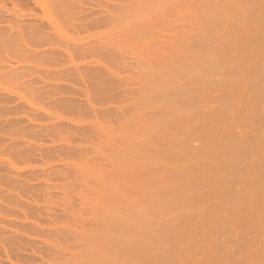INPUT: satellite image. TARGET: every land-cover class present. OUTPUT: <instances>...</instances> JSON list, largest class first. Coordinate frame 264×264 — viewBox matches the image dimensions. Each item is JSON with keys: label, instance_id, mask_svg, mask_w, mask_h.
I'll return each mask as SVG.
<instances>
[{"label": "bare ground", "instance_id": "obj_1", "mask_svg": "<svg viewBox=\"0 0 264 264\" xmlns=\"http://www.w3.org/2000/svg\"><path fill=\"white\" fill-rule=\"evenodd\" d=\"M20 1L19 0H0V84L1 85H2L1 82H3V83H6L7 82L6 79H9L8 81L14 80L15 78H16V80L18 78H20V79L23 78L24 79L25 76H23V75L24 74L26 75V72L29 73V75H31V77L33 76L32 78L34 80L37 79V78H40L43 81V80H45L46 77H47L48 80H50L49 78H54V80L55 79H64V82L61 83L60 85L59 84H56V83H53V82H51V83L49 82L48 83V81L47 82L45 81L46 83H48V84H46V83L45 84L48 87H50V86H52L51 84L53 83V88L52 87H50V88L53 90L54 95H56L55 93H59L58 91H60V89H61V93L68 92V94L69 93L72 94L75 91H76L75 93H78V94L81 92V93L84 94L83 97H84V99L86 98V102L89 103V104H91L90 102H91V100L93 101V99H95L96 94L99 95V96L101 94V93L100 94L97 93L99 91L96 90V86L99 85V81L100 80L102 81V78L104 79V77H103L104 74L106 76L105 79L103 80L104 82L105 81H108L109 84H112L114 82L117 85L121 84V83H119L120 78H118L121 74L118 76L117 74H119V72L117 73V71L115 73L114 71H111V69L109 68L110 71H111V73H109V74H111L113 77L114 76H117V78H114V79H116V81H118L117 79H119L118 82H116L114 79H111L112 81H110V78H112V76H110V78H109L108 72H110V71H109L108 67L106 69H104L106 71L105 72L103 70L102 66L100 65L102 69L100 71H98L99 70V67L98 68L97 67L95 68L96 65L95 66H91V68H90L89 67L90 64H89V65H87V67L84 66V67L80 68L81 65L82 66L85 65V64H83L84 62L83 63L81 62L79 64H78V61L76 62V60H78L77 57H79V56L84 57L87 53L89 54V52H87L85 50H82L83 48H80L79 47V46H82L80 43L81 42L82 43H85L83 41L88 40L86 38L91 37L92 36L91 33L92 34L93 33L94 34L96 33V36L98 34H101V33H99L100 31L99 32L98 31H95V32H87V34L83 35V37H80V35H78V34L81 33V32H84V30L89 31L88 29H90V28H96V27H98L100 25L103 26V24H105V23L108 24L109 22H111L112 20H114L113 15L115 13H117V12H115L113 15H111L112 13L110 11V2L112 0L111 1L110 0H95V1H97V2H94V3H96L95 4L96 6L94 5L95 7H98L100 9H103L104 12L107 11L106 12L107 14H105V16H102L103 14L101 15L102 17H99V16L93 17L94 15L91 16L92 14L91 15L89 14L91 12L90 11H89V13L87 12V10H88V8L86 7L87 1H85V0H52V1L51 0H46V2H44L45 0H32L33 4H35L36 6H38V8L43 12L45 20L43 19L42 15L36 14V17H35V15L33 13H32L33 14L32 15V14H29V13L25 14L24 11L22 12V10L20 8H17V7H19L18 4H23ZM53 1H55L54 4H53ZM132 1L134 3L136 1L138 3V5L135 4V5H137V6H135ZM132 1H131L132 2L131 3L130 0H129V4L128 3H126V4L128 6L130 4H133V6H135V7H132V6H129L128 7L127 5H124L125 2H123V5H121V6H125V7L127 6L128 7L127 11L129 9L131 10V7H132V12L129 11L128 15L131 13L132 14V15L130 14L131 16L134 15V17H137V15L138 16L141 15V14L144 15V13L147 11V10H145V8H146L145 6H147V5L149 6L150 3L153 2V1H155V0H151V1L149 0L150 3H149L148 0H146L147 3L144 0H139V1L132 0ZM168 1H167L168 4L166 6L169 5V2ZM186 1L188 3H191L192 2V0H186ZM186 1L183 0V1L180 2V0H178V2L180 3V4H178V2L177 3H174V0H173V3L175 5H177V4H178V6L179 5H182V6L185 5L184 8L182 6H179V7L177 6L176 7L172 3V1H170L175 6L174 9H176L177 12H178L177 13V16L180 15V13H179V12H181V9L180 8L182 7V10H183V9H185L186 4L188 5V3H186ZM189 1H191V2H189ZM193 1L197 2L195 5L196 6L198 5V6L196 7L194 4H193V6H192V4H189L192 7V9L195 7V9H193V10H191V8H188V10L191 12L192 15L190 13H188L187 11H184V12H187V14H189V15H186L187 17L190 16L192 19L195 18V19L192 20V19H190V17H188L189 18V20H188L189 23H188V21L186 19L185 20L187 21V24H192L193 26L195 25L194 27H192V29L195 28V27L197 29H199V32H196V34H195V31L194 32H191V31H188L187 32L188 27H187V29L185 28L186 30H184L183 28L182 29H179L178 28L179 31L175 30L176 29V24L178 22H181V26H182V23L184 25V22L185 21L184 20H183L184 22H182V20L181 21H178V20L182 19V17L180 18L178 16L179 17L178 18L177 16H175L178 19L177 20L176 18L171 17V15H168L167 14L168 12L166 10L167 8L165 10L162 8L163 5L166 3V2L163 3V0L160 1V4H162L161 7H160V10H159V7L158 8L156 7L157 5H160L159 3H157V2L151 3L152 4V7H151L152 10H150L151 9L150 8L149 11L151 12V11L154 10V8H157L160 11V12L158 11V13L155 11L156 12V15L158 14L157 16L153 14L154 12L153 13H150L148 11L146 12V14L144 16V18L146 17V15L148 16V18H150V15L151 16L154 15L153 17H151L152 20L155 19L154 22H152V20H150V21L148 19L146 20L147 17L145 18V20H146L145 21L144 19H142L143 17H141L140 18L141 19L140 21L136 18V20H138L139 22L137 21V23H136V21H135V23H134V20L133 19H135V18L130 17V15L128 17L126 15L127 12H125V14H124V10L123 9H125V8L121 9V14H119V17H121V16L123 17V15H122V13H123L124 16L127 17V19L128 18L130 19L128 21L126 19V22H128V23L124 26L123 25L124 23H123L122 20L121 21L118 20L121 23H119L117 21H115V22L113 21L116 24L118 23V25H120V24L123 23L122 24L124 26L123 28H125V27H127L128 24H130V21L133 20V22L131 21L132 22L131 24L134 25L133 26L134 29H133V27H131L132 25H130L131 29H133L132 31H131V29H129V26L127 27V29H124V31L126 30L125 32L120 29L121 27H118L120 30H118L117 33L118 34H122V33H120L121 31L123 32V35L125 33L124 36L122 35L123 36V40H124L125 39V36L127 35L128 31L130 30L131 32L128 33L129 35L132 33L133 35L137 36L138 39L141 38L143 44L146 43L148 46L149 45L151 46V47L147 48L148 47L147 45L141 44L142 46H144V48H142L144 50H142L141 48L138 49L139 50V53L141 52L140 54H142L141 55L142 56V59H140L139 62H138L139 63V67L140 66H144V65L146 66L149 63V62L147 63V61H150L152 58H154V60L156 59V61L158 59L157 58L158 57L157 56V53H159L160 52L159 50L162 48L161 47L162 46L161 44H160L161 46L159 45L160 47L158 46V49L159 50L156 49V50H158V51H156V57L155 56H152L153 52L152 53L151 52H148L149 54L147 53V51H149V49L152 48V46H153L152 42L155 41L154 40L155 37L153 35L157 32V29L158 28H159L158 29L159 30L158 32H160V30L162 29L161 26L164 25V26H162L163 27V30H166V31L170 32L169 30H171L173 27H175V28L172 29L171 33L175 30L174 32L176 34L178 32V34L176 35L175 33H172V34L169 33L170 34L169 36H171V37L172 36H175V37H172V39H170V37L168 36L169 37L168 39H170V40H168L167 42L165 41V43L167 45L165 43L163 44V45H165V47L168 46V48L170 49V51H169L168 48L166 50V52L169 53L168 57H167V55L164 56V54L166 52L164 53L165 49L163 51L162 50L163 48H162L161 50L163 52L160 53V54H162V56H161L162 59L160 60V58H159V60L157 62L155 61L156 62V65L155 66H153L154 64L152 63L154 61L153 59H152L153 61L150 63L151 65L153 64L152 67H155V68H152V67L151 68L153 70H156V71H153L151 69L152 72H154L156 74L157 73V70H158V72L160 71L161 73L159 72L160 73V74H158L159 76H161V74L163 73V75H162L161 78L157 74H156L157 76L155 74L152 75L153 73L151 71H150L151 74H148L149 72L147 70L145 72L146 74L141 73L144 70H142L141 72L139 71V73H137V71H136V74L133 75V77L129 76V77H131V80L127 76H124L123 75L125 77V79L123 78V76L122 77L120 76L123 79L122 82L125 83L126 80H128L127 81V84H128L129 81L132 82V79L134 78V76H136V79L139 82L141 81L142 82V83L140 82L141 84H144V85H141L140 84V87L141 86L145 87L144 89L142 88V90H140L141 88L138 87L139 88L138 91L140 93H141V91H142V93H143V91L144 92H148V93L151 92L150 94L147 93L148 94V98L151 96V99H148V98L145 99V96L147 97V94L146 93L141 94V95L144 96V98L143 97L141 98V95H137V93H139V92H136V90H135V92H136L135 93L136 94L135 96H137L136 97L137 99L134 100V104H135V107H136V110L135 111L137 113H135V111H134L133 113L135 114V116H134V114H133V116L135 117L134 120L138 121L137 122L138 124H140L142 122L141 125L142 126L144 125V127H142L141 125H139L141 129L143 128V130H141V129H139V128L136 127V124H137V123H135L136 121H134L132 123V121H131V119H132L131 115L132 114L130 115V118L128 119L129 122L127 120H126L127 122L125 121L126 122L125 123L126 127H128V125L130 124V126L127 129L128 130L127 135H129L130 132H132L131 134H133V131L135 132V134L129 135V137L126 136V135H125V137L123 136V139H126V137H127V139H126L127 141L125 140L126 142H128L129 139H131L132 141L129 140L130 143L129 142L128 143L125 142V144H127L128 146H126L124 144V142H123V144L125 145L126 148L123 146V144H122V146L125 148V150L127 149V147H128V149H131V147H132L133 148V151L131 152V150L130 151L127 150L125 154L126 155H129V157H127L124 154L125 155V156H123L124 158H122L120 154H117L118 152L115 153V154H113V156L116 155V156H114V157H116V159H117L118 156H120L124 160H122L120 157H118L119 160L118 159L117 160H114L115 158L113 157L114 159H112V160L114 162L115 161H120V160L122 162L121 161L118 162V163L116 162L117 165H115V164L112 163L116 167L114 166L115 167V168H113L114 171H112V169H110V172L111 173L110 172L107 173V174H110V175H107L105 173L104 180H105L106 183L103 181L105 183L104 185L107 186V183H108V186H111L109 184H111L112 181H113L112 185L115 184V183L117 185V183L120 180H121L120 181L121 184L127 183V181L126 182H123V180L125 179V177L128 180V178H130L133 175V173H134V175L132 177H133V179H135L134 177L137 176L136 175L137 170H141V167H140V169L139 168H136V165H135L136 163H137V166L138 165L139 166H143L144 164H146L145 166H147V163H149L148 166L151 165L152 168H150V167L147 168L148 167L147 166L144 169V167H142V170L144 169L146 171H145V173L142 171L143 174H141L139 172L142 175V177L139 178L138 181H137V178L139 176V173H137L138 176L136 177L135 180H133V179L130 178L131 180L129 179L128 183L126 184V187H127L128 184H131L132 183L131 186L128 185V187L130 188V189L127 188L129 190L128 192H127V189H125L126 187L125 186L124 187L121 186V184H118L117 185L118 187L120 186L119 188L121 189V191H119V194H117V192H118L117 189L118 188L115 185H113V187H116L117 188L116 191H115V189L113 190V188H108V186L106 187V186L103 185V187L101 186L103 192L100 191L101 187H99L100 189L98 190L97 193L95 192L97 194L96 195L97 196L96 197V200H98L101 203V206H100V204H97L96 201H95V203L97 205H99V207L103 211V214L105 212L107 213L109 211L112 212V213L109 212L110 213L109 214L110 216L109 215L107 216L106 214H104L103 216H101L102 211L98 207L99 210L97 209V210H95L96 212H94L95 213L94 214L95 215L94 218L96 219V217L99 216L98 219L100 218V220H98V223H96V224L99 225L100 224V221H101L104 224H100L101 226L99 225L100 226L99 229L102 226H105V228H107V229L109 227H111L110 229L115 230V232H114V235H113L111 233V232H113V230L110 231V229H109V231H110L109 232V231H107V229L104 230L103 227H102V229L104 230V232L101 229L98 232V228H96L97 230L96 229L95 230L93 229L95 232H93V234L91 233V236L92 237H90V234H89V236L87 235V237L86 236L84 238L82 237L81 238L82 239L81 241H83V239H84V241H86L85 238H88V237L90 238V239H87L86 242H89V243H87L86 246L88 244L90 245L92 243V241L90 242V240H92L93 238H94L93 241L95 242V243H92L90 246H87V248H89L88 250L85 247L86 252L89 253V254L88 253L87 254L90 255L91 253H93L91 255L92 256L94 255V256L93 257H89L88 255L85 254V251H84V253H82V254L84 255V257L86 256L85 259L83 258V256L82 257L80 256L81 258H83V262H86V261L88 262L89 258L92 260V262H93V259L94 258H96L97 260H99L98 258H100V259L103 260L102 263H104V264L105 263L116 264V259L117 258L114 257V256L115 255H120V256H118L120 259L118 258V261L119 262L117 261V264H170V263H172L173 259H176V257H177V261H179L180 260V256L179 255H181V259L183 260V258H182L183 256L182 255H184V254L182 253L183 252L182 248L185 247V246L183 245V247H181V244H182L181 242L184 241V240L185 241L187 240L189 242V239H191L190 237H192V239H194V235H195V232L197 230L196 228H201V227L203 228L204 225L205 226H208L209 228L211 227V229L213 230V231L210 232L211 229H209L208 227H206L207 228L206 229L204 227V229L207 230L206 233H204V236H205V238H207L212 243H214V241H213L214 238L215 239H218V233L220 232V230H221V232L223 231L222 232L223 234H221V232H220L219 235L224 236L225 235L224 233L225 232L226 233L228 232V234L229 235H232L231 237H233L234 236V233H236L235 232V229L237 230L239 228L238 230H240V229H242L241 227H243V232L240 230L241 231L240 233H241V235L243 234L245 238H246V235L250 234L248 232H252V233H254V231L255 232H262L261 230H263V233H264V229H261V227H259V226H263L261 224H262V221H264V216H263L264 209L263 210L261 209L262 212H261L260 209H258V210L255 209L256 206H258V205L261 206V204H264V184H261L260 181L258 183V178L255 175V172L256 171L254 170L255 168L257 170V168H258L260 171L262 170L264 172V136H263L264 135V131L262 130L261 133L258 132V134H255V137L254 136H251V135H250L251 136L250 137L249 134H248L249 137L248 136L247 137L250 138L248 140V138H246V136L244 134H242V133L248 132V131H245L244 130L242 132L240 130V129H243V127L245 129L248 128L247 126H249V125L250 126H249L248 129H250L251 125L258 126L259 124H261L262 126H264V119L262 117L263 114H264V89H263L264 86L262 87V85H264L263 84L264 83V20H263L264 18L263 17H260V14L264 15V0H197V1L196 0H193ZM198 1L201 2V4H202L201 7H199L200 2H198ZM202 1H203V3H202ZM7 2L9 4L12 3L11 4L12 5L11 9H9L8 6H6L5 3H7ZM47 2L49 4L51 2V4L54 5L53 7H55L57 9V11L54 9V12L55 11L57 12V18H54L52 16L49 17V15L45 16L47 9L49 11H51V9L53 10V8L46 7V6H49V4ZM115 2H116V0H115ZM182 2L183 3L185 2V3L182 4ZM45 3L48 4V5H46ZM139 3H140V5H139ZM144 3H146V5ZM171 3H170V5H172ZM28 4H29V2L27 1V5H25V6L28 7ZM74 7H76L75 10H77V11H75V10L72 9ZM112 7L114 8V5H112ZM136 7H138V8H136ZM21 8L23 9V7H21ZM90 8L93 9L94 7H90ZM113 8H111V10H113V11H116L117 10V9L114 10ZM142 8H144V9L142 10ZM140 10L142 11V13H139ZM176 10H175L174 13L172 11V14H175L176 13ZM185 10H187V8ZM5 11H6L7 14L6 13H3ZM49 11H47V13ZM161 11H163V12H161ZM135 12H136V14H135ZM170 12H171V10H170ZM184 12H182V13H184ZM197 12H200V14L197 13ZM108 13H109V15H108ZM195 13H197L198 15L195 14ZM10 14H12V15H10ZM51 14H54V13H51ZM143 15H141V16H143ZM193 15L194 16L196 15V16L194 17ZM39 16H41L42 18L39 17ZM114 16L117 17V14L114 15ZM126 17H124V18H126ZM170 17H171V19H170ZM26 18L27 19L28 18H33L32 19L33 21H27L26 22L25 21ZM172 18H173V20H172ZM159 19H160V21H158ZM41 20H43V21H41ZM142 21H144V23L147 24V25L144 24L146 27H144V26L141 25V24H143ZM147 21H149V22H147ZM160 22H162V24ZM191 22H193V23H191ZM139 23H140V25L137 26V24H139ZM148 23H149V25H151V27L148 25ZM153 23L154 24L156 23V24L153 25ZM173 24H175V25H173ZM172 25H173V27H172ZM178 25H179V23H178ZM257 25L260 26V29H258L259 27ZM158 26H160V27H158ZM256 26L258 27L257 28L258 31L256 30ZM166 27L167 28H171V29H168L167 30ZM143 28H145V29H143ZM152 28H153V30H151ZM108 29H109V27H108ZM108 29H106V30H108ZM110 29H111V27H110ZM147 29H148L149 32L147 31ZM189 29H190V27H189ZM101 30H103V29H101ZM154 30H156V32ZM193 30H195V29H193ZM104 32H105V28H104V31L102 33H104ZM110 32L112 33L111 35H110ZM110 32L107 31V32H105V34H101V37L97 36V37H99L98 38L99 41H102V42H105V43L107 42V45H105L106 47L104 46L105 48H108V46H111L112 44H113L112 47L113 46H118V45L119 46L120 45L121 46H123V45L129 46V43H131V40H133V38H134L132 36V34L130 36L131 38L127 35L128 38L126 37V39H125L126 43H125V41H123L121 39L122 36L119 37V35H118L116 37V35H115L116 34V31H115V33H113L114 31L112 32V29H111ZM144 32H145V34H147L149 36L145 35ZM158 32H157V34H158ZM113 34L115 35L116 38L113 36ZM150 35H152V36H150ZM96 36H95V38H96ZM104 36H107V37H110V38H112L111 36H113L115 39L120 38V40L119 39L118 40H114V38H113L112 40H114V41H112L110 38L107 39V37H104ZM139 36H143V38L142 37H139ZM146 36L149 37V38H147ZM92 37H94V35ZM151 37H153V38L151 39ZM195 37H196V39H195ZM141 39H140V41H141ZM147 39L150 40V41H148ZM151 40H152V42H151ZM163 40H165V39H163ZM137 41L140 42L139 40H137ZM147 41H148V43H147ZM196 41H197V44H196ZM112 42H114V43H112ZM116 42H117V45L115 44ZM119 42H121V43H119ZM138 42L136 43V42H133L132 41L133 44L131 43L130 46L134 45V43L138 44ZM69 43L73 44L74 45V48L72 47L73 45H70ZM109 43H112V44L110 45ZM122 43H124V44L122 45ZM155 43L156 42H154V44ZM67 44L71 46L70 49H69L70 46L67 47L68 46ZM75 46H76V48H75ZM90 46H92V45H89V47ZM139 47H141V46H139ZM72 49H77V50H72ZM95 49H93V51ZM101 49H103V46H102ZM99 51H100V49H99ZM102 51L105 52L106 50H102ZM136 51H137V49H136ZM151 51H153V50L151 49ZM96 52H98V50ZM143 52L144 53L146 52L145 55H144ZM122 53H124V52H122ZM146 54H148V55H146ZM149 55H151V56H149ZM94 56H96V55H94ZM146 56L147 57L149 56L148 60H146V58H147ZM82 57H80L81 60H82ZM111 57H113V56H111ZM165 57H167V58H165ZM261 58H262V61L260 60ZM165 59H167V60H165ZM135 61H136V59H135ZM42 62L45 63V64H43ZM111 62H113V61H111ZM117 62L118 61H116V63ZM158 62H159V65L157 64ZM41 63L47 69L40 68V64ZM85 63L87 64V61ZM165 63L167 64L166 66H165ZM169 63H171V64H169ZM172 64H174V66H170ZM224 64L225 65L228 64L226 67H229L230 68L229 70H228V68L226 70V71H228V73H227L228 74V78H226V79H228L229 81L228 80L225 81L224 80L225 77H221L222 78V80H221V78L219 77L221 75H218V74H220L222 72V69L223 68L226 69V67L223 66ZM160 65H163L162 67L164 68V70H166V69L168 70V68H171V70L174 69V68H176L178 70L176 71V69H175V72H173V70H172V74H170L171 73L170 72L171 70L170 71L168 70V72H170V73L164 74V72H167V71H164L163 70V72H162V70H161L162 67ZM117 66H118V64H117ZM164 66L166 67V69H165ZM175 66H177V67H175ZM93 67H94V69H92ZM136 67H138V66H136ZM120 68L122 69L123 67H120L119 66V69ZM145 68H148V65ZM39 71H41V72H39ZM96 71H98V72H96ZM101 71H104V72H102V74H101ZM42 72H44V75H42L43 74ZM243 72H244V74H243ZM245 72H246L247 75L245 74ZM97 73H99V75ZM173 73H174V75H173ZM241 73H242V75H241ZM142 74H144L146 76V78ZM147 74L149 75V77H148ZM168 74H170V75H168ZM227 74H226V76H227ZM18 75L19 76H23V77H18L17 78ZM41 75L42 76H45L44 79L41 78ZM95 75L96 76L98 75L99 77H101V79L100 78H97V79H100V80H97L96 79L97 82H98V83L95 82L96 83V86H95V83H93L95 81V79H94ZM164 75H166V76H164ZM238 75L240 76V78L237 77ZM243 75H245L244 76L245 78L244 77L242 78ZM151 76L152 77H157V78L159 77L158 78V81H157L156 78H153V80H152V77ZM106 78H108V79L106 80ZM138 78H140V79H138ZM142 78L145 79V80H143ZM148 78H150L151 80L150 79H149L150 81L147 80ZM218 78H220V79L218 80ZM40 79H38V80L41 81ZM90 79H91V81H90ZM154 79H155V81H154ZM161 79H163V80H161ZM165 79H168V80H165ZM27 80H30L31 81L32 79L30 78V79H27ZM34 80L32 82H34ZM38 80H35V81H38ZM77 80H78V82L82 81L81 83H82L83 87H79ZM92 80H94V81L92 82ZM133 80H135V78ZM4 81H6V82H4ZM56 81H58V80H56ZM67 81H69V82L67 83ZM110 82H112V83H110ZM152 83H153V85H152ZM165 83H168V84H165ZM75 84H76V86H75ZM123 84H121V86ZM127 84H124L125 85L124 87L123 86L121 87L119 85V89H120V87L123 89V90H121V92H120V90H117L118 88L116 89V87H115V89L117 91L114 90L115 92L114 91L113 92L115 94L117 93V95L119 97L116 96L115 94L113 95V92H112V95L115 96V98H117L119 100V103H120V100H123L122 98H124V97H122V94H123V96H125L126 95L125 93L126 92L127 93L129 92V91H126V90L124 92V88L126 87ZM162 84H163V87H162ZM77 85H78V87H77ZM113 85L114 84H112V87H113ZM164 85H166V86H164ZM23 86H24V84H23ZM104 86H105V84H104ZM101 87L102 86H100V87L98 86L99 89H101ZM157 87L159 89H156ZM105 88L106 87H104V89H103L104 91L102 89L100 91H102V93H105L104 95L106 96L107 94H106L105 91H106L107 88L106 89ZM62 89H64L65 91L62 90ZM164 89H167V91L164 90ZM108 90H109V88L107 89V93L108 94L111 93L110 92L111 90H109V92H108ZM154 90H156V92ZM6 91H8V89L7 90H4V88H2L0 86V107H2V106L6 107L7 102L9 103L7 94L4 93ZM122 91H123V93H122ZM160 91H162L161 93H163V91H166L168 93V95L166 94L167 95L166 96L164 93L163 94L160 93L159 96H158L157 93H159ZM93 92H95L96 94L93 93ZM214 92H215V94H214ZM216 92L217 93L219 92V94H216ZM61 93H59V95ZM112 95L110 94L109 95V98H108V96L106 98L104 97L103 98L104 100H102V102L105 101V99H107V98L110 99V96L113 98V99L111 98L110 100H114L115 98ZM161 95L164 98H162ZM216 95L217 96L219 95L218 96V99H216V100H219V101H216L215 100ZM78 96H80V95H78ZM100 97H103V95H101ZM100 97L97 96L96 97V100H97V98H100ZM56 98H57V100L55 99L56 102H58V99H60L59 101H63L60 97H57V95H56ZM74 98H72V99L74 100ZM138 98H140V100L141 99L142 100H144V99L147 100L148 99V101L150 100V102L145 101V100H144V102L142 100L140 102H138V100H139ZM41 99H42V97H41ZM70 99H69L68 102L66 100L65 101L67 103H69V102L72 103L73 100L70 101ZM212 99L215 100V102H218L219 103V109H217L216 106L214 107L212 104H210L211 101H213ZM161 100L163 102H161ZM115 101H116V99H115ZM51 102H53V101L51 100ZM51 102H50V104H51ZM109 102L111 103V101H109ZM142 102L144 103V105H145V102H147L148 104L151 103L152 105L155 106V108L156 107L159 108V107H161V106L164 105L165 108L162 107L163 110H160V109L157 108V110L159 111V115L161 114L160 115L161 117L157 115L158 114L157 111L153 110V107L154 106H150L151 104L148 105L147 103L145 105L148 110L150 108H152V110L150 109L149 112H151V113L156 112L157 114L156 113L155 114L159 117V119L161 118V120H165V121H162L164 124L168 121L167 122V126H168L169 129L168 130L166 129V130L169 131V133L167 132L168 133V136H166V134H165L167 140H165V138H164L165 136H163L164 142L163 141H160L161 138H162V135H160V136L158 135L159 138L161 137L160 139L155 137V136H157V131L161 127L160 123L163 124L162 122H158L157 124L154 123L155 121L157 122V120H158V119L157 120L155 119V121H154L153 118H156V117H153L151 115L149 116V117L152 118L153 121L150 120L151 118L150 119H146V117L145 118L143 117V120L141 122H139V120H141L140 117L143 116V114L145 113L144 111H143L144 112L143 113L142 110H145L146 112H148L146 110V108L144 109L145 106L142 104ZM103 103H106V101L103 102ZM112 103H114V102H112ZM140 103H141V105H140ZM160 103H162L163 105L160 106L159 105ZM204 103H206V106H205ZM207 103H209L208 104L209 106L207 105ZM89 104H87L88 107H90V108H94L95 107V106H90ZM137 104H139V105H137ZM157 104H158V106H157ZM62 105H64V104H62ZM91 105H94V104H91ZM147 105L149 107H147ZM211 105H212L213 108H211ZM138 106H140V109H139ZM142 106H143V108H142ZM200 106H203L202 109H201ZM226 106L228 107V109H227ZM4 107H2V108H4ZM74 107H77V106L75 105ZM82 107H84V106H82ZM100 107H102V108H104V107L105 108H108L105 105H104V107H103V105L100 106ZM2 108H0V109L2 110ZM90 108L88 109V112L89 113L93 110V109H90ZM97 108H99V105L97 107H95L94 109H97ZM208 108H210L211 111L208 110ZM214 108L218 112H220V113H218L219 114L218 117L221 119L222 123L225 124V126H221L222 129H218L217 130L216 127H213L214 124H211L210 123V121L211 122L213 121L212 123H215L217 121V116L214 117V114H212V113H214V112H212V109H213V111H215ZM225 108H226V110H225ZM5 109H7V108H5ZM5 109H3V111ZM10 109L11 108H9L7 110L9 111ZM204 109L207 112V113L205 112L206 113V116H205V113L203 112ZM45 110H47V109H45ZM104 110H106V109H104ZM104 110L101 111V113L100 112L99 113L100 114H103L105 112ZM140 110H141V114H140L141 116L138 117V115H139L138 112L140 113ZM200 110L203 112V114H202V112ZM3 111H1V112H3ZM94 111L95 112H91V113H93V114L96 113V110H94ZM118 111H119V109H118ZM161 111H163V112L161 113ZM70 112L71 111H69V113ZM110 113L111 112H109V114ZM104 114H103V117H104ZM136 114H138V115L136 116ZM97 116H99V114H97ZM110 116H112V114ZM4 117H6V116H4ZM8 117H9V115H8ZM136 117H138L139 120H137ZM149 117H147V118H149ZM102 118H99L98 119L96 117L97 120H100ZM104 119H106V118H104ZM124 119H125V117H124ZM103 120H100L101 123L103 122ZM146 120L148 121V123H149V120H150L151 123H149V124L146 123ZM236 120H237V122H236ZM158 121H160V120H158ZM4 122H5V119H4ZM16 122H17V120H16ZM116 122H118V121H116ZM144 122H145V124H143ZM194 122H195V124H194ZM239 122H240V124H239ZM96 123H97V125H99V127L103 125L100 122H96ZM103 123H104V125L106 124L105 122H103ZM216 124H217V122H216ZM220 124H221V122H220ZM131 125L132 126L135 125V128L136 129L134 128V126L132 127ZM51 126H50V128H51ZM95 127L97 128V126H95ZM137 129H139L140 131L137 130ZM248 129H246V130H248ZM262 129H263V127H262ZM103 130H104V128L101 131L102 132H105V133L108 130H109L108 132H112V131H110V129H108V130L106 129V131L105 130L103 131ZM115 130H117V129H115ZM129 130H130V132H129ZM166 130H164V132L162 130V132H163L162 134L166 133ZM140 132L141 133L143 132V133L141 134ZM117 133H119V132H117ZM139 134H140L141 137L139 136ZM159 134H161V133H159ZM259 134H260L261 137L258 136ZM134 135L136 137H134ZM176 135H182L181 136L182 139L179 140V142H177V143H175V142L173 143V140H172L173 138L172 137H174ZM189 135L190 136L192 135L193 137L195 136L197 138L200 137L202 139L201 142H204V141L210 139L212 142H215L218 145L219 148H217V145L214 144V146L216 145V148L214 147L215 149L213 151H211V152L208 150L209 151V154L211 153L210 155L212 157V164L210 162H206V164L202 163L204 160L203 161L200 160V161H196V162H192V163L190 161V163H188L186 166L184 165V167L182 165H179L178 166L175 163H172L174 165H172V164H170V165L173 166L172 167L173 170L172 169L170 170L169 168H167V170H165L164 167L167 166V164L169 163L168 161H173L174 162V161H176V159H179V157H181V158L182 157H187V156L191 157L190 155L193 153L192 152L193 146L191 144H189V141L192 140V139L189 140V138H190ZM242 135L245 136L243 138V140L241 138V137H243ZM137 136H139V139H137L139 141H137L135 139V138H138ZM256 136L258 138H256ZM152 137H155L156 138V139L153 138L154 142H151L150 141L152 139ZM7 138H8V136H7ZM63 138H65V137H63ZM200 138H199V140H200ZM133 139H134V142H136L138 144V146H137L136 143L135 144H132L131 143V142H133ZM158 139H159V142H163L162 144H166V145L168 144L169 145V147H167L169 149L168 152H166L164 154H161L160 156H158V154L155 151H152V153L149 152L151 149H149V151L147 150L148 149L147 147H149V145L151 144L150 145V148H152L153 147L152 144L155 143ZM210 140H209V142H210ZM192 141H194V140H192ZM192 141H190V142H192ZM195 141H196V143H198V140H195ZM159 142L157 141V143H159ZM206 143L207 142H205V145H206ZM130 144H131V146L129 147ZM211 144H213V143H211ZM153 145H156V143L153 144ZM1 146H2V144H1ZM145 146H146V149H144V151H143V148H145ZM157 146H159V144H157ZM121 147H120V149H121ZM134 147H136V148H134ZM161 147H162V145H161ZM105 148H106V146H105ZM4 149H7V148H4ZM137 149L141 151V152H139L140 154L137 153L138 152ZM178 149L181 150V151H179ZM165 150H166V148L164 149V151ZM13 151H14V149H13ZM135 151H137V152H135ZM147 151H148V153L150 155L147 154ZM154 152L156 153L155 155H153ZM41 153H43V152H41ZM54 153H56V152H54ZM142 153H143V155H142ZM196 153H197V155L199 154V152H195L194 153V156H195ZM84 155H86V154H84ZM136 155H137V157H136ZM146 155H149V156H146ZM250 155L255 159V163H254V160L253 159L251 161L248 159V161L246 162V164H248L250 166L244 165V160H245L246 156L249 158V157H251ZM132 156H135V157L132 158ZM147 157H148V159H147ZM134 158H137V159H135V163H132V160ZM149 158H151V159H149ZM164 158H165V162H163L162 164H164V163L166 164V161L168 163L166 165H164L163 168L158 167V165H161L160 163L162 162V159H164ZM129 159H131V161ZM87 160H88V157H87ZM216 160H220V161L218 162ZM123 161L124 162L125 161L126 162L129 161L132 165H135V167L132 166V165L129 166L130 163L127 162V166H125V168H124L123 166L126 165V162H125V164H123ZM182 161H184V160H182ZM2 162H4V161H2ZM92 163H94V162H92ZM207 163H208V165H207ZM3 164H5V163H3ZM3 164H1V165H3ZM5 165H6V167L4 165L3 166H4V169L6 170L8 164H5ZM154 165H155L156 168L154 167ZM175 165L178 166L179 168L175 167ZM53 166H54V164H53ZM118 166H121V168L118 167ZM131 166L136 169V173H135V169L132 168ZM171 166H167V167H170L171 168ZM180 166L182 168H180ZM126 167H128V168H126ZM0 168L2 169V166ZM118 168L121 169V172L119 171ZM176 168H177V170H175ZM1 169H0V171H1ZM123 169L126 170V171H124ZM127 169H129V170L127 171ZM130 169H132V170H130ZM133 169H134V171H133ZM168 169H169V171H168ZM5 170L1 171L2 173H0V175L2 174V177H0L1 178L0 183L1 182L4 183V181H5L4 180L5 178L3 177L4 176V172L6 173ZM122 170H123V172H125V174L122 172ZM132 171H133V173H132ZM114 172L115 173L116 172L118 173V174L116 173V176L115 177H114V175H115ZM127 172H129L130 174L129 173L127 174ZM121 173H123V175L124 176L126 175V176L125 177L122 176ZM262 175H261V177H262ZM105 176H106V178L107 177H110V179L109 178H107L108 180L105 179ZM118 178H120V179L118 180ZM154 180H156L158 182V184H155L154 183L155 186L153 185V187H152V184H153V181ZM159 180H160V182H159ZM7 181H9V180L6 179L5 182H7ZM78 181H80V180L78 179ZM107 181H109V182H107ZM130 181H131V183H130ZM242 181H243V183H245L247 185H245L243 187V184H241ZM74 182H76V181L74 180ZM133 182L135 184L136 183L137 184L139 183L138 184V188L136 186L137 184L135 186H133L134 185ZM10 183H12V182H10ZM165 183H168L167 184V187H165V188H160L159 187V185L165 184ZM6 184H7L6 185L7 187H10L11 186V184H9V183H6ZM8 184H9V186H8ZM238 184H241V185L239 186ZM1 185H2V188L4 189L5 186H3V184H0V189H2L1 188ZM4 185H5V183H4ZM99 185H101V184H99ZM123 185H125V184H123ZM237 185H238V187L242 191H240V189L238 187H237L238 190H239L238 192H236V190H234ZM143 186H145L144 187L145 190H143ZM15 187H16V185H15ZM122 187L125 190H122ZM131 187H134V188L136 187V189H134V190L137 191L138 189H140L141 191L138 190L137 192H135L134 190H132L133 188H131ZM146 187H148L149 189L146 188ZM246 187H248L249 189H247ZM252 187H254V189H252ZM103 188H104V190H103ZM244 188H246V190ZM257 188H258V190H257ZM7 189L5 188L3 191L2 190L1 191L4 192ZM111 190L113 192L115 191L116 193L114 192L113 194L112 193L109 194V192H112ZM131 190L133 191L132 192L133 194L130 193ZM256 190H257V195L256 196L255 195H251V194H255L256 192L254 193V191H256ZM243 191H245V192H243ZM246 191L247 192L249 191V192L247 193ZM7 192H8V190H7ZM105 192L108 193V195L111 196V197H112V195L113 196H116L114 203L111 201L113 199V197H112V199H111V197L109 199V196ZM235 192L237 194H235ZM242 192L244 194H242ZM92 193H93V191H92ZM99 193H101L103 196L101 194L99 195ZM103 193H105V195H107V196H105ZM245 194L247 196V199H246L247 200V204H246V202H245V204H243L244 202L240 203L241 200H245L244 199L245 196H243ZM1 195H2V193H0V199L1 200H4L5 197H3V195H2V197H3V199H2ZM16 195H17V193H16ZM215 196H218L219 197V199H220L219 204L217 205L213 201L214 204H210L212 206L208 207V209L207 208L202 209L204 206L206 207V205H207V204L205 205V203H206L205 200L206 199H208V200L210 199V201H211L213 199V197H214L213 200H215L216 199ZM80 197H81V195H80ZM105 197H106L107 200L109 199L111 201V203L108 200L109 202L105 205V203L107 202L106 200H104ZM218 197H217V199H218ZM242 197H243V199H242ZM9 199H10V197H9ZM99 199H101V200H99ZM6 201H7V196H6V200L0 202L1 203L0 205L3 206L2 204H6L7 203ZM101 201H103L104 203L101 202ZM201 202H203L202 206L204 205L201 208L202 210L205 211V212L203 211L204 213L201 211V209H198V208L201 207L200 206ZM232 202H233L232 207L231 206L230 207H227L228 204L231 205L230 203H232ZM252 202L256 204V205L253 204L254 206L252 208L255 209L253 211L249 210V209H251V208H249L250 207L249 206V203L252 204ZM112 203L113 204H116V205H112ZM210 203H212V201ZM217 203H218V201H217ZM8 204L5 205L6 207L3 206L1 208V206H0V208H1L0 212H2L1 215H0V219H2L1 221L7 220L5 218L6 217V215H5L6 213L5 212L8 211V208H7L8 207L7 206ZM102 204H104V205H102ZM240 204H241V206H240ZM107 205L110 206V207L108 208ZM208 205H209V203H208ZM214 205H216V206H214ZM243 205H244V207H243ZM247 205H248V208H247ZM105 206L107 207V210L108 211L106 210ZM197 206H200V207H197ZM262 206L264 207V205H262ZM102 207H103V209L104 208L105 209L103 210ZM194 207L195 208L197 207L196 208L197 210ZM192 208H193V211L196 210L198 212V210H200L199 213L203 214V216L207 215V216H205L206 218L208 217V213L209 212L211 213V211H213V212L215 211L219 215L222 213V215H223L224 218L221 219V217L218 216V217L215 218L216 222H214L215 220L212 219V218H210V220L209 219L206 220V218L203 219V217L200 214V215H198V219H197V218H195L197 216L192 217L193 214H194V212H193L192 216L188 215V213H192V212H190V210H192ZM243 208L247 209L246 212H245V210ZM2 210H4V212ZM177 210H179V213H177L178 215L176 216L175 214H176ZM242 210H243V212H242ZM97 211H98V213H97ZM206 211H208V213ZM254 211H256V212H254ZM215 212H214V215L217 214V213L215 214ZM225 213H227L229 216H231V218L228 215L225 217ZM260 213H262V214H260ZM1 216H4V219ZM13 216H15V215H13ZM104 216H105V219L103 218ZM189 216L192 217V218H189ZM211 216H213V215H211ZM106 218H108V221H109V219H111V220L109 222L103 221V220H107ZM199 219H200V221H197ZM211 219L213 220V222H212ZM112 220H114V221H112ZM158 220H160V222L161 221L162 222L160 223V222H158ZM202 220H204V222ZM195 221L197 222V224H196ZM205 222L207 223V225L204 224ZM230 222L231 223L232 222H235V223H233L232 225H230L231 224ZM115 223H116V225H115ZM83 224H84V222H83ZM225 224H227V225L229 224L228 225L229 228H231L233 225H235L233 228H231V229L234 230V232H230L231 229L228 230V227L226 228L227 225L225 226ZM196 225H197V227H196ZM199 225H200V227H199ZM237 225H240L241 227H239ZM11 227H13V226H11ZM223 227H225V228H223ZM235 227H237V228H235ZM2 228H3V230L5 229L4 226H2ZM22 229H23V227H22ZM225 229L228 230V231H225ZM256 229L257 230L260 229V230L257 231ZM70 230H71V228H70ZM142 230L145 233L142 234L141 233ZM208 230H209V232H208ZM238 230H237V232H238ZM101 231H102V234H100ZM105 231H106L107 234L105 233ZM4 232H6V231H4ZM213 232H214L215 236H214ZM96 233H98V234H96ZM210 233L212 234L211 236H213V239L211 238ZM230 233H232V234H230ZM1 234L2 233L0 232V235ZM109 234H110V236H112V235L115 236V237L117 236L118 237V240L116 238H115L116 240H114V238H113V241H112V238L109 236ZM207 234H208V236H207ZM98 235H100V236H98ZM101 235L104 236V238ZM96 237L99 240L96 239ZM99 237H102V238H99ZM108 237L111 238L110 239L111 240L110 243L107 242V241H109ZM252 237H254V236H252ZM77 238L78 237H76V239ZM211 239H212V241H211ZM226 239H225L226 240L225 243L220 239L222 241V243H224L223 245L225 247H226V245H225L226 242H229V238H226ZM239 239H243V237H241ZM249 239L246 241V244L254 245L255 242L253 243L251 241L253 243V244H251V242L249 243V241H250ZM0 241L2 242L0 244L1 245L0 248L4 249L6 252H8V256L11 255L9 253L10 251H7V250H9V248L6 249V242L7 241L5 242V245H4V243H3L2 240H0ZM215 241H217V245L216 246H212L214 248H211V251H208L207 252L206 251L207 248L204 251L203 250L202 251L199 250L200 253L204 254L203 255L204 257L206 255L205 252L207 253V257L208 256L210 257L212 255L211 256V260L209 258L208 263L213 260V262H212L213 264H223V263L225 264L226 261L230 260L229 261L230 262L229 264H237L238 263V260H235V259L237 257H239V256L236 255V253L238 251H236V253H235L233 251L234 249L231 248V250H229L230 253H228V257L233 252H234V254L236 256H234V254H233L232 257L233 258L235 257V259L228 258L226 256L227 253L225 252V248L223 249V247H222L223 246L222 243L221 244H218V243H220L219 239L218 240H215ZM244 241L245 240H243V242ZM178 242L181 243L180 244L181 249L179 247ZM233 243H235V242H233ZM262 243L264 245V240L260 244H262ZM215 244H216V242H215ZM113 245H114V247H113ZM115 245L118 248L115 247ZM231 245L232 246H235L236 244H231ZM255 245H257V243ZM263 245H260V249L262 247V250H264V246ZM7 247H8V245H7ZM237 247L238 248H236V249L237 250H240L239 247L242 248V245L241 246H237ZM115 248L117 249V251H116ZM212 249H213V251H212ZM118 250H119V252H118ZM181 250H182V252H181ZM246 250H247V252H245ZM246 250L245 251L242 250V253L244 251L245 254H247V255H245L243 253L242 260L240 258H238V259L241 260V262L239 261L240 264H243L242 261L245 259L244 256L245 257L248 256V258L246 257V259H245V263L246 264H251L250 261H253V262L255 261L254 262L255 264H256V262L259 263V264L261 263L259 256H261L262 253L264 254V252H262V251H260L261 253L260 252H257L256 256H254L253 255V251H255V250L252 251V254H251V251L248 252L249 249H246ZM196 251H198V250H196ZM256 251H258V249ZM256 251L254 252V254L256 253ZM179 252H181V253L179 254ZM240 253H241V251L238 252V255H240ZM248 253H250V254L248 255ZM196 254H199V253L196 252ZM192 255H193L192 253L189 254V256H192ZM250 255L254 256L255 257V260H253L254 257H250ZM5 256H6V254H5ZM194 256H196V255H193V258L189 257L190 258V261L192 259V261L194 262V260H193L195 258ZM257 257H259L258 258L259 259V262H258V259H256ZM261 257H263V255ZM114 258H115V261H114ZM222 258L224 260L225 259L226 260L223 261ZM86 259H88V260H86ZM206 259H208V258H206ZM10 260H12V258H10ZM10 260L8 262H10ZM91 260H89V261H91ZM102 260H100V261H102ZM110 260L112 262H115V263H110L111 262ZM81 261H82V259H81ZM100 261L99 262H96V260H95L94 262L101 264ZM175 261L176 260H174V263H175ZM192 261L190 262V264H193ZM78 262H77V264H80V261H78ZM94 262L92 264H95ZM196 262L197 261L195 259L194 264ZM205 262H206V260H205ZM71 263H72V261H71ZM81 264H82V262H81ZM83 264H87V263H83ZM177 264H179V263H177ZM180 264H182V263H180Z\"/></svg>", "mask_w": 264, "mask_h": 264}, {"label": "rangeland", "instance_id": "obj_2", "mask_svg": "<svg viewBox=\"0 0 264 264\" xmlns=\"http://www.w3.org/2000/svg\"><path fill=\"white\" fill-rule=\"evenodd\" d=\"M20 1V0H19ZM27 1L29 2V4H28V7L27 6H25V5H27ZM52 1V0H51ZM85 1H87V4H86V7L88 8V10H87V12L89 13V11L91 12V13H89L91 16H93V17H97V16H99V17H102V16H105V14H107L106 12L107 11H103V9H100V8H98V7H95L96 5V3H94V2H97V1H95V0H85ZM111 1V0H110ZM120 1V2H119ZM126 0H116V2H115V0H112L111 2H110V11H111V15H113L115 12H117V13H115L114 15H116L117 14V17L116 16H114L113 15V17H114V20H112L111 22H109L108 24L107 23H105V24H103V26H98V27H96V28H90V29H88L89 31H87V30H84V32H81V33H79L78 35H80V37H83V35H85V34H87V32H95V31H100L99 33H101V34H105V32H110L111 31V29H112V32L113 33H115V31H116V37L119 35V37H121L122 35H123V32L121 31L120 33H122V34H118L117 32H118V30H123L124 31V29H127V27L129 26V29H131V27H133L134 25H132L131 23L133 22V20H134V23H135V21H136V23H137V21L139 20H141L140 18L141 17H143L142 19H144L145 20V18H146V20L148 19L149 21L150 20H152V18L151 17H153L154 15H156V12L158 13V11L160 10V7H161V5L162 4H160V1H162V0H155V1H153V2H157V3H159L160 5H157L156 7L158 8L159 7V10L157 9V8H154V10L153 11H149V9L152 7V4L151 3H153V2H151L150 3V1H149V3H150V5L148 6H145L146 8H145V10H147L148 12H150V13H153L154 15L153 16H151L150 15V18H148V16L146 15V17L144 18V16H145V14H146V12L144 13V15L143 14H141V15H143V16H141V15H137V17H134V15L133 16H131L130 14V17H133V18H135V19H133V20H131L130 21V24H128L127 25V27H125V28H123L128 22H126V19H127V17L126 16H124V14H125V12H127L126 13V15L129 17V15H128V13H129V11H131L132 12V7H135V6H137L138 5V3L135 1V3L132 1V0H130V2L132 1L133 2V4L135 5V4H137V5H135V6H133V4H130L129 6H132L131 7V10L129 9L128 11H127V9H128V5L126 4V3H128L129 4V0H127L126 2H125ZM137 1H139V0H137ZM144 1H146V0H144ZM168 1V0H167ZM167 1L165 0H163V3H165L164 5H163V9L165 10L166 8V10H167V14L168 15H171V17H173V18H176L175 16H177V10L176 9H174V7L176 6H178V4H180L179 2H178V0H174V3H177L178 2V4L177 5H175L174 3H173V0H169L168 2H169V5L168 6H166L168 3H167ZM170 1H172V3L175 5H173ZM181 1H183V0H180V2ZM186 1V0H185ZM197 1V0H196ZM21 3H23V4H18L19 5V7H17V8H20L21 10H22V12L24 11V13L25 14H27V13H29V14H34L35 15V17H36V14H39V15H42V17H43V19L45 20V18H44V14H43V12L38 8V6H36L35 4H33V2H32V0H21L20 1ZM44 2H46V0L44 1ZM49 2V1H48ZM47 2V3H48ZM54 2L55 1H53V4H54ZM123 2H125L124 3V5H127L126 7L125 6H121V5H123ZM131 2V3H132ZM141 2V1H140ZM189 2H191V1H189ZM195 1H193L192 0V2L191 3H188L187 1H186V3H188V5L186 4V7H185V9L187 8V10H185V9H183L182 10V7L184 8V6L185 5H179V6H182L180 9H181V12H179L180 13V15H178L180 18L182 17V19H180V20H178L177 18V20L178 21H181L182 20V22H184V25L186 26H184L183 25V23H182V26H181V22H178L179 23V25H178V23L176 24V29L175 30H177V31H179V29H184V30H186L187 29V27H188V29H189V27H190V29L188 30L187 29V32L188 31H191V32H194L195 31V34H196V32H199V29H197L196 27L195 28H193V29H195V30H193L192 29V27H194L192 24H187V21L189 20V18L188 17H190V16H186V15H189V14H187V12L188 13H190L191 14V12L188 10V8H191V10H193V9H195V7L192 9V7L189 5V4H192V6H193V4L195 5L197 2H195ZM198 2H200V1H198ZM11 3V2H10ZM146 3H147V1H146ZM146 3H144L145 5H146ZM162 3V2H161ZM170 3L172 4V5H170ZM185 3V2H184ZM183 2H182V4H184ZM202 3H203V1H202ZM6 4V6H8V8L9 9H11V7H12V3L11 4H9L8 2L7 3H5ZM46 4V3H45ZM49 4V3H48ZM48 4H46V5H48ZM143 4V3H142ZM156 4V3H155ZM51 4V2H50V4H49V6H46V7H48V8H53V10L51 9V11H49L47 8V10H46V15L45 16H47V15H49V17H54V18H57V9L55 8V7H53L54 5H52ZM88 5V6H87ZM95 5V6H94ZM107 5V4H106ZM112 5H114V8L112 7ZM139 5H140V3H139ZM154 5V4H153ZM201 2H200V5H199V7H201ZM120 8H119V7ZM144 6V5H143ZM178 6V7H179ZM196 6V5H195ZM198 6V5H197ZM196 6V7H197ZM21 7H23V9L21 8ZM90 7H94L93 9H91ZM116 7V8H115ZM139 7V6H138ZM138 7H136V8H138ZM169 7V8H168ZM173 7V8H172ZM90 8V9H89ZM109 8V7H108ZM111 8H113L114 10H116V11H113V10H111ZM123 8H125V9H123ZM135 8V9H136ZM161 8V9H162ZM172 8V9H171ZM54 9L56 10L55 12H54ZM73 10H75L76 9V7H74V8H72ZM121 9H123L124 10V14L122 13V15H123V17L121 18V17H119V14H121ZM134 9V10H135ZM144 8H142V10H143ZM162 9V10H163ZM178 9V8H177ZM179 9V10H180ZM99 10V11H98ZM139 10V9H138ZM144 10V11H145ZM150 10H152V8L150 9ZM170 10H171V12H170ZM175 10H176V13L175 14H172V11H173V13L175 12ZM47 11H49L48 13H47ZM75 11H77V10H75ZM95 11V12H94ZM143 11V12H144ZM156 11V12H155ZM184 11H187V12H184ZM123 12V11H122ZM160 12V11H159ZM161 12H163V11H161ZM165 12V11H164ZM182 12H184V13H182ZM3 13H6V11L5 12H3ZM51 13H54V14H51ZM139 13H142V11L140 10L139 11ZM138 13V14H139ZM182 13V14H181ZM193 13V12H192ZM197 13H199L200 14V12H197ZM197 13H195V14H197ZM7 14V13H6ZM32 14V15H33ZM103 14V15H102ZM135 14H136V12H135ZM149 14V13H148ZM164 14V13H163ZM166 14V15H167ZM10 15H12V14H10ZM9 15V16H10ZM102 15V16H101ZM108 15H109V13H108ZM158 15V14H157ZM156 15V16H157ZM162 15V14H161ZM182 15V16H181ZM192 15V14H191ZM198 15V14H197ZM136 16V15H135ZM155 16V17H156ZM163 16V15H162ZM177 16V17H178ZM194 16V15H193ZM196 16V15H195ZM194 16V17H195ZM38 17V16H37ZM39 17H41V16H39ZM41 17V18H42ZM116 17V18H115ZM119 17V18H118ZM124 17H126V18H124ZM139 17V18H138ZM171 17H170V19H171ZM178 17V18H179ZM185 17V18H184ZM260 17H263L264 18V15H262V14H260ZM136 18L138 19V20H136ZM173 18H172V20H173ZM262 18V19H263ZM30 19V20H29ZM33 18H26L25 19V21L27 22V21H33L32 20ZM132 19V18H131ZM187 21H186V20ZM190 19H192L191 17H190ZM193 19H195V18H193ZM192 19V20H193ZM123 21V25L122 24H120V25H118V23L116 24V23H114L115 21H117V22H119V21ZM128 20H130L129 18L127 19V21ZM145 20V21H146ZM175 20V19H174ZM184 20V21H183ZM264 20V19H263ZM41 21H43V20H41ZM114 21V22H113ZM138 21V22H139ZM149 21H147V22H149ZM155 21V19H153L152 20V22H154ZM158 21H160V19L158 20ZM151 22V23H152ZM157 22V21H156ZM119 23H121V22H119ZM142 23L143 24H141L142 26H144V27H146L145 25H147L146 23H144V21H142ZM150 23V24H151ZM161 24H162V22H160ZM188 23H189V21H188ZM191 23H193V22H191ZM107 24V25H106ZM145 24V25H144ZM156 24V23H155ZM154 23H153V25H155ZM158 24V23H157ZM164 24V23H163ZM114 25V26H113ZM130 25H132L131 27H130ZM136 25V24H135ZM138 25H140V23L139 24H137V26ZM148 25H149V23H148ZM173 25H175V24H173ZM173 25H172V27H173ZM150 27H151V25H149ZM157 26V25H156ZM161 26V25H160ZM160 26H158V27H160ZM162 26H164V25H162ZM161 26V30H160V32H158L159 30V28L157 29V32H158V34H157V32H156V30H154L156 33L153 35L155 38H154V42H156L155 44H154V42H152V40H151V42H152V44H153V46H152V48H150L149 49V51H147V53L148 52H153V54H152V56H155L156 57V51H158L159 49H158V46L160 45L162 48V50L164 51V49H165V51H164V53L166 52V50H167V48H168V46L167 47H165V45H163L164 43H165V41L167 42L168 40H170V39H172V37H175V36H169L170 34H172V33H175L174 31L171 33V31H172V29L173 28H175V27H173L172 29L171 28H167V30L168 29H171V30H169L170 32H168V31H166V30H163V27ZM258 26V25H257ZM256 26V30H257V28L258 29H260V26H258L257 27ZM108 27H109V29H108ZM110 27H111V29H110ZM113 27V28H112ZM116 29H115V28ZM118 27H121L120 29L118 28ZM148 27V26H147ZM171 27V26H170ZM104 28H105V32L104 33H102L103 31H104ZM123 28V29H122ZM179 28V29H178ZM186 28V29H185ZM101 29H103V30H101ZM106 29H108V30H106ZM115 29V30H114ZM133 29H134V27H133ZM133 29H131V31L133 30ZM143 29H145V28H143ZM149 29V28H148ZM148 29H147V31H148ZM110 30V31H109ZM151 30H153V28L151 29ZM183 30V31H184ZM83 31V30H82ZM126 31V30H125ZM124 31V32H125ZM130 30L128 31V33H130L131 32ZM146 31V32H147ZM258 31V30H257ZM149 32V31H148ZM162 32V33H161ZM186 32V33H187ZM127 33V35L130 37L131 36V34L129 35ZM161 33V34H160ZM170 33V34H169ZM90 34V33H89ZM101 34H98L97 36H99V37H101ZM112 33L110 32V35H111ZM144 34H145V32H144ZM149 34V33H148ZM152 34V33H151ZM176 34V33H175ZM177 34H178V32H177ZM176 34V35H177ZM76 35V34H75ZM91 35L93 36L94 35V37H89V38H86V39H88V40H85V41H83V42H85V43H80L82 46H79L80 48H83L82 50H85V51H87V52H89V54L87 53L84 57H82V56H79V57H77L78 58V60H76V62L78 61V64L79 63H83V64H85V65H81V67L80 68H82V67H87V65H89L90 64V68H91V66H95V68L97 67H99V70L98 71H100L102 68H103V70L104 69H106L107 67H108V69L110 68L111 69V71H114L115 73H116V71H117V73L119 72V74H117L118 76L120 75L121 77L124 75V76H127V77H129V76H131V77H133V75H135L136 74V71H137V73H139V71L141 72L142 70H144V71H142L141 73H144V74H146L145 72H146V70L149 72L148 74H151V69L152 68H155V67H152V65L153 66H155L156 65V62L159 60V58H160V60L162 59L161 58V56H162V54H160V53H162L163 51L160 49L159 51V53H157V61H156V59L154 60V58H152L150 61H147V65H148V68H145L144 66H140L139 67V60L140 59H142V54H140L139 53V50L138 49H142V48H144V46H142L141 44H143L142 43V39H141V41H140V39H138L137 38V36H135V35H133L132 34V36L136 39H134L133 38V40H131V43H132V41L133 42H138L137 40H139L140 42H138V44H136V43H134V45H132V46H130V44L131 43H129V46H125V45H123L124 43H122V45L123 46H113L112 47V43H114V42H112V43H109L111 46H108V48H105L106 46L105 45H107V42L105 43V42H102V41H99V37H97L96 36V33L94 34H92L91 33ZM115 35L113 34V36L115 37ZM124 35H125V33H124ZM123 35V36H124ZM125 36V39H126V37L128 38V36ZM145 35H147V34H145ZM158 35V36H157ZM95 36H96V38L98 39H96L95 38ZM113 36H111L112 38H110V37H107V36H104V37H107V39L108 38H110L111 40L114 38ZM123 36H122V40H123ZM147 36H149V35H147ZM146 36V37H147ZM150 36H152V35H150ZM170 37V39H168L169 37ZM194 36V35H193ZM115 37V38H116ZM139 37H142L143 38V36H139ZM95 38V39H94ZM114 38V40H120V38H118V39H115ZM131 38V37H130ZM147 38H149V37H147ZM153 37H151V39H152ZM157 38V39H156ZM104 39V38H103ZM106 39V38H105ZM109 39V40H110ZM125 39L123 40V41H125ZM163 39H165V40H163ZM195 39H196V37H195ZM97 40V41H96ZM114 40H112V41H114ZM135 40V41H134ZM148 40V39H147ZM157 40V41H156ZM92 41V42H91ZM104 41V40H103ZM122 41V42H123ZM130 41V40H129ZM128 41V42H129ZM148 41H150V40H148ZM148 41H147V43H148ZM145 42V41H144ZM95 43V44H94ZM119 43H121V42H119ZM125 43H126V41H125ZM70 45H73V44H71V43H69ZM97 44V45H96ZM102 44V45H101ZM116 45H117V42L115 43ZM133 44V43H132ZM151 44V45H152ZM166 44V43H165ZM196 44H197V41H196ZM68 45V44H67ZM70 45H68L67 47H69ZM89 45H92V46H90L89 47ZM143 45H147L146 43L145 44H143ZM167 45V44H166ZM77 46V47H78ZM101 46V47H100ZM102 46H103V49H101L102 48ZM105 46V47H104ZM139 46H141V47H139ZM148 46V45H147ZM146 46V47H147ZM159 46V47H160ZM73 48H74V45L72 46ZM97 47V48H96ZM110 47V48H109ZM115 47V48H114ZM124 47V48H123ZM139 47V48H138ZM145 47V48H146ZM149 47H151L150 45L147 47V48H149ZM154 47V48H153ZM71 48V46L69 47V49ZM75 48H76V46H75ZM96 48V49H95ZM105 48V49H104ZM113 48V49H112ZM122 48V49H121ZM137 49V51H136V49ZM93 49H95L94 51H93ZM99 49H100V51H99ZM134 49V50H133ZM151 49L153 50V51H151ZM156 49H158V50H156ZM169 49V48H168ZM72 50H77V49H72ZM79 50V49H78ZM81 50V49H80ZM98 50V52H96ZM102 50H106L105 52L104 51H102ZM111 50V51H110ZM142 50H144V49H142ZM169 51H170V49H169ZM91 52V53H90ZM101 52V53H100ZM110 52V53H109ZM122 52H124V53H122ZM97 53V54H96ZM144 53V52H143ZM146 53V52H145ZM145 53H144V55H145ZM163 53V54H164ZM168 52H166L165 54H164V56L165 55H167V57H168V55H169V53L167 54ZM92 54V55H91ZM101 54V55H100ZM140 54V55H139ZM149 54V53H148ZM148 54H146V55H148ZM88 55V56H87ZM94 55H96V56H94ZM143 55V56H144ZM106 56V57H105ZM108 56V57H107ZM111 56H113V57H111ZM149 56H151V55H149ZM149 56L146 58V60H148V58H149ZM80 57H82V60H81V58ZM89 57V58H88ZM140 57V58H139ZM167 57H165V58H167ZM121 58V59H120ZM136 59V61H135V59ZM151 58V57H150ZM164 58V57H163ZM118 59V60H117ZM144 59V58H143ZM80 60V61H79ZM89 60V61H88ZM97 60V61H96ZM164 60V59H163ZM165 60H167V59H165ZM261 61H262V58L260 59ZM87 61V64L85 63ZM109 61V62H108ZM111 61H113V62H111ZM116 61H118L117 63H116ZM123 61V62H122ZM142 61V60H141ZM153 61V62H152ZM156 61V62H155ZM90 62V63H89ZM120 62V63H119ZM153 63L152 65L150 64V63ZM155 62V63H154ZM43 63V62H42ZM40 64V68H45L44 66H43V64H45V63H43V64ZM116 63V64H115ZM122 63V64H121ZM162 63V62H161ZM98 64V65H97ZM114 64V65H113ZM117 64H118V66H117ZM142 64V63H141ZM140 64V65H141ZM158 65H159V62L157 63ZM169 64H171V63H169ZM102 66V68H101V66ZM151 65V66H150ZM157 65V66H158ZM164 65V64H163ZM163 65H160L161 67L163 66ZM167 64L165 63V66H166ZM177 65V64H176ZM228 65V64H227ZM227 65H223L224 67H226ZM119 66L120 67H123L122 69L120 68L119 69ZM136 66H138V67H136ZM164 66V67H165ZM169 66V65H168ZM170 66H174V64H172V65H170ZM222 66V67H223ZM142 67V68H141ZM144 67V68H143ZM152 67V68H151ZM159 67V66H158ZM175 67H177V66H175ZM221 67V68H222ZM138 68V69H137ZM140 68V69H139ZM157 68V67H156ZM163 68V67H162ZM161 68V70H162V72H163V70H164V68L162 69ZM180 68V67H179ZM227 68H228V70L230 69L229 67H226V69L225 68H223L222 69V74L220 73V74H218V75H221V76H219L220 78L221 77H225V81H227L228 79H226V78H228V71H226L227 70ZM45 69H47V68H45ZM92 69H94V67L92 68ZM110 69H109V71H110ZM159 69V68H158ZM165 69H166V67H165ZM175 69L176 68H174V69H172L173 70V72H175ZM44 70V69H43ZM84 70V69H83ZM96 70V69H95ZM153 70V69H152ZM168 70L170 71L171 70V68H168ZM168 70L166 69V70H164V71H167V72H164V74H167V73H170V74H172V70L170 71V72H168ZM178 69H176V71H177ZM180 70V69H179ZM45 71V70H44ZM98 71H96V72H98ZM105 71V70H104ZM104 71H101V74H102V72H104ZM108 71V70H107ZM111 71L110 72H108V74L109 73H111ZM151 71V72H150ZM153 71H156V70H153ZM22 72V71H21ZM39 72H41V71H39ZM106 72V71H105ZM160 72V71H159ZM158 72V70H157V75L158 74H160ZM43 74L42 75H44V72H42ZM100 73V72H99ZM99 73H97L98 75H99ZM113 73V72H112ZM123 73V74H122ZM153 74L152 75H154L155 73L154 72H152ZM28 74V75H27ZM107 74V73H106ZM107 74V75H108ZM114 74V73H113ZM144 74H142V75H144ZM147 74V75H148ZM155 74V75H156ZM170 74H168V75H170ZM226 74H227V76H226ZM243 74H244V72H243ZM245 74H246V72H245ZM21 75V74H20ZM41 75V78L42 79H44V77L45 76H42ZM97 75V76H98ZM115 75V74H114ZM140 75V74H139ZM156 75V76H157ZM162 75H163V73L161 74V76H159L160 78L162 77ZM173 75H174V73H173ZM240 75V74H239ZM237 76L238 78H240V76L242 75V73H241V75L240 76ZM247 75V74H246ZM23 76H25L24 77V79L23 78H18V77H23ZM23 76H17V80H16V78L14 79V80H10V81H8L9 79H6V81H4V82H6V83H3V82H1L2 83V85L0 84V86L2 87V88H4V90H7L8 89V91H6V92H4L5 94H7V97H8V100H9V103L7 102V104H6V107H4V106H2V107H4V108H2V107H0V108H2V110L1 111H3V109H5V108H7V109H9V108H11L9 111L7 110V109H5L4 111L6 112H1L0 111V123L2 124H0V146H1V144H2V148L0 147V167L2 166V169H1V171H3V170H5L4 169V166L6 167V165L5 164H8L7 165V168H6V173L4 172V180L6 181V179H8L9 181H7V182H5L4 181V183H5V185H4V183H0V184H3V186H5L4 187V189L6 188H8L7 190H8V192H7V190H5L4 192H2L4 189L2 188V185H1V188L3 189H0V193H2V195H3V197H5V199L4 200H6V196H7V203L6 204H8L7 206V208H8V211L7 212H5L6 214V219L7 220H3V221H1L2 219H0V232L2 233L0 236V240H2L3 241V243H4V245H5V242H6V249H8L9 248V250H7V251H10L9 253L11 254V255H9L8 256V252H6L4 249H2V248H0V264H77V262L78 261H80V264H81V262H82V264L83 263H87V264H92L95 260H96V262H99L100 260H102V259H100V258H98L99 260H97L96 258H94L93 259V262H92V260L89 258V257H93L91 254H93V253H91L90 255H88L89 253L88 252H86V250H85V247L87 248V246H90L92 243H95L93 240H94V238L92 239V240H90V242L92 241V243L89 245H87L86 246V244L87 243H89V242H86L87 241V239H90L89 237L88 238H85V240L86 241H84V239H83V241H81L82 239V237L84 238L85 236L87 237V235L89 236V234H90V237H92L91 236V233L93 234V232H95L94 230L96 229V228H98V232H99V230L101 229V230H106L107 228H105V226H102L103 227V229H102V227L99 229V227L101 226L100 224H104L103 222H101L100 221V226L98 225V224H96V223H98V220H100V218L98 219V217H96V219L94 218L95 217V213L94 212H96L95 210H99V205H97V204H100V206H101V203L98 201V200H96V193L98 192V190L100 189L99 187H103V185L106 183L105 182V180H104V175H105V173L107 174V173H109L110 172V169H112V171H114V169L113 168H115L116 166L115 165H117L116 164V162L118 163V162H120V161H113L112 159H114V160H117L118 159V157H120V156H118L117 157V159H116V157H114V156H116V155H114L113 156V154H115V153H117V154H120L121 155V157L122 158H124L123 156H125L126 154V151L127 150H131V152L133 151V148L131 147V149H128V147H127V149L125 150V145L126 146H128L127 144H125V142L127 141L126 139H127V137H126V139H123V136L125 137V135L126 136H128L129 137V135H133V134H135V132L133 131V134H131L132 132H130V130H129V135H127V132H128V127L130 126V124L128 125V127H126V125H125V123L128 121V119L130 118V115H131V117H132V119H131V121H132V123L134 122V121H136V120H134L135 119V114L133 113L135 110H136V107H135V104H134V100L135 99H137L136 97L137 96H135L136 94V92H139L138 90H139V88L138 87H140V84L142 83L141 81V83L136 79V76H134V78H135V80H133L132 79V82L131 81H129L128 82V84H127V81L128 80H126V82L124 83V82H122L123 81V79L119 76L118 78H120V81H119V79H117L118 81H119V83H121V84H127L126 85V87L124 88V92H125V90L126 91H129L128 93L126 92L124 95L125 96H123V91H122V97H124V98H122L123 100H120V103H119V100L117 99V98H115V96H113L115 93V91H117V90H120V92H121V90H123L121 87L123 86H125L124 84L121 86V84H119L121 87H120V89H119V85H117L115 82L114 83H112V82H110V83H112V84H114L113 85V87H112V84H109V82L108 81H103L104 79H105V74L103 75V77H104V79L102 78V81L100 80L101 79V77H97L96 75H95V77H94V79H95V81L94 80H92V82L93 83H95V82H97V80H100L99 81V85H97L96 86V83H95V86H96V90H98L99 92H97V93H101L100 94V96L101 95H103V97H100L99 95H97L95 92H93V93H95L96 94V97L98 96V97H100V98H97V100H96V97H95V99H93V101L91 100V104H94V105H91V104H89V103H87L86 102V98L84 99V94L83 93H69L68 94V92H64V93H61V89H60V91H58L59 93H61L60 95H59V93H55L56 95H57V97H60L63 101H59L60 99H58V102H56L55 101V99L57 100V98H56V95H54V93H53V90L50 88V87H52L53 88V83H56V84H61V83H63L64 82V79H55L54 80V78H49L50 80H48L47 79V77L45 78V80H41L40 78H37V79H35V80H38V79H40L41 81H35L32 77H31V75H29V73H27L26 72V75L24 74ZM110 76H112L111 74H109V78H110ZM123 76V78L125 79V77ZM145 76V75H144ZM164 76H166V75H164ZM163 76V77H164ZM245 75H243L242 76V78L244 77ZM108 77V76H107ZM131 77H129L130 78V80H131ZM141 77V76H140ZM148 77H149V75H148ZM152 77V76H151ZM158 77V78H159ZM32 79L31 81L30 80H27V79ZM97 78H100V79H97ZM114 78H117V76H112V78H110V81H112L111 79H114ZM128 78V79H129ZM145 78H146V76H145ZM153 78H156L157 79V81H158V78L157 77H152V80H153ZM172 78V77H171ZM170 78V79H171ZM220 78H218V80L220 79ZM245 78V77H244ZM97 79V80H96ZM108 78H106V80H107ZM138 79H140V78H138ZM143 79V78H142ZM150 78H148L147 80H149ZM19 80V81H18ZM34 80V82H32ZM56 80H58V81H56ZM61 80V81H60ZM115 81H116V79H114ZM143 80H145V79H143ZM151 80V79H150ZM149 80V81H150ZM161 80H163V79H161ZM165 80H168V79H165ZM221 80H222V78H221ZM13 81V82H12ZM48 81V83L50 82H53L51 85L52 86H50V87H48L46 84H48V83H46V82ZM66 81V80H65ZM90 81H91V79H90ZM118 81H116V82H118ZM154 81H155V79H154ZM229 81V80H228ZM60 82V83H59ZM69 81H67V83H68ZM77 82H78V80H77ZM76 82V83H77ZM82 81H80V82H78V85H79V87H83V85H82V83H81ZM91 82V83H92ZM145 82V81H144ZM26 83V84H25ZM46 83V84H45ZM98 83V82H97ZM146 83V82H145ZM13 84V85H12ZM23 84H24V86H23ZM31 84V85H30ZM34 84V85H33ZM66 84V83H65ZM104 84H105V86H104ZM107 84V85H106ZM165 84H168V83H165ZM264 84V83H263ZM7 85V86H6ZM46 85V86H45ZM78 85H77V87H78ZM81 85V86H80ZM137 85V86H136ZM141 85H144V84H141ZM152 85H153V83H152ZM42 86V87H41ZM75 86H76V84H75ZM98 86L100 87V86H102L101 87V89L103 90L104 89V87H106L107 89L109 88V90H111L110 92L111 93H107V89H106V96L104 95L105 93H102V91H100L101 89H99L98 88ZM104 86V87H103ZM128 86V87H127ZM158 86V85H157ZM164 86H166V85H164ZM264 85H262V87H263ZM6 87V88H5ZM76 87V88H77ZM115 87H116V89H115ZM138 89H137V88ZM159 87V86H158ZM156 88V89H159V88ZM162 87H163V84H162ZM98 88V89H97ZM141 89L140 90H142V88L144 89L145 87H143V86H141L140 87ZM33 89V90H32ZM263 89H264V87H263ZM32 90V91H31ZM37 90V91H36ZM62 90H64V89H62ZM109 90H108V92H109ZM115 90V91H114ZM135 90H136V92H135ZM164 90H166L167 91V89H164ZM17 91V92H16ZM41 91V92H40ZM65 91V90H64ZM104 91V90H103ZM114 91V92H113ZM155 92H156V90H154ZM166 91H163V93L166 95H168V93L166 92ZM263 91V90H262ZM50 92V93H49ZM63 92V91H62ZM78 92V91H77ZM112 92H113V95H112ZM119 92V91H118ZM153 92V91H152ZM158 92V91H157ZM162 91H160L159 93H157V95L159 96V94L161 93ZM166 92V93H165ZM36 93V94H35ZM67 93V94H66ZM92 93V92H91ZM143 93H148V92H144L143 91ZM142 93V91H141V93L139 92V93H137V95H141V94H143ZM151 92H149L148 94H150ZM163 93H161V94H163ZM10 94V95H9ZM50 94V95H49ZM112 95L115 99H116V101H115V99L114 100H110L112 97L110 96V99H108L109 98V95ZM148 94H147V97L145 96V99L146 98H148ZM155 94V93H154ZM153 94V95H154ZM214 94H215V92H214ZM216 94H219V92L217 93L216 92ZM49 95V96H48ZM54 95V96H53ZM68 95V96H67ZM71 95V96H70ZM75 97H73V96ZM76 95V96H75ZM78 95H80V96H78ZM116 96H118L117 95V93L115 94ZM129 95V96H128ZM166 95V96H167ZM82 96V97H81ZM108 96V100L109 101H111V103L107 100V99H105V101H106V103H103V102H105V101H103L102 102V100H104L103 98L105 97H107ZM121 96V95H120ZM150 96V95H149ZM162 96V95H161ZM219 96V95H218ZM218 96L216 95V97H215V100L216 99H218ZM12 97V98H11ZM17 97V98H16ZM28 97V98H27ZM41 97H42V99H41ZM119 97V96H118ZM144 98V96L143 95H141V98ZM23 98V99H22ZM52 98V99H51ZM71 98V99H70ZM72 98H74V100L72 99ZM162 98H164L163 96H162ZM166 98V97H165ZM37 99V100H36ZM68 99V100H67ZM69 99H70V101L71 100H73L72 101V103L71 102H69V103H67L68 101H69ZM113 99V98H112ZM121 99V98H120ZM139 100H138V102H140L141 100H140V98H138ZM144 99V100H145ZM148 99H151V96L148 98ZM148 99L147 100H145V101H148ZM214 99V98H213ZM212 99V100H213ZM18 100V101H17ZM24 100V101H23ZM30 100V101H29ZM32 100V101H31ZM47 100V101H46ZM51 100L53 101V102H51ZM67 102H66V101ZM85 100V101H84ZM99 100V101H98ZM101 100V101H100ZM144 100H142L143 102H144ZM215 100H213V101H211V103L210 104H212L214 107L216 106L217 107V109H219V103L218 102H215ZM22 101V102H21ZM108 101V102H107ZM216 101H219V100H216ZM38 102V103H37ZM50 102H51V104H50ZM56 102V103H55ZM79 102V103H78ZM83 102V103H82ZM85 102V103H84ZM93 102V103H92ZM99 102V103H98ZM103 104H102V103ZM112 102H114V103H112ZM117 104H116V103ZM142 102V104L144 105V103ZM148 102H150V100L148 101ZM161 102H163L162 100H161ZM214 102V103H213ZM238 102V101H237ZM11 103V104H10ZM77 103V104H76ZM146 103L147 102H145V105H146ZM32 104V105H31ZM37 104V105H36ZM41 104V105H40ZM53 104V105H52ZM62 104H64V105H62ZM81 104V105H80ZM83 104V105H82ZM87 104H89L90 106H95V107H97L98 105H99V108L101 109L102 107H100V106H102L103 105V107H104V105L105 106H107L108 108H102L101 110L99 109V108H97V109H94V108H90V107H88L87 106ZM98 104V105H97ZM102 104V105H101ZM148 104V103H147ZM149 104H151V103H149ZM148 104V105H149ZM205 104V106H206V103H204ZM203 104V105H204ZM209 103H207V105H208ZM12 105V106H11ZM22 105V106H21ZM39 105V106H38ZM73 105V106H72ZM77 106V107H74V106ZM109 105V106H108ZM111 105V106H110ZM137 105H139V104H137ZM136 105V106H137ZM140 105H141V103H140ZM144 105V106H145ZM147 105V107H149ZM160 106L161 105H163L162 103H160L159 104ZM212 105H211V108H213L212 107ZM239 105V104H238ZM31 106V107H30ZM41 106V107H40ZM59 106V107H58ZM82 106H84V107H82ZM150 106H154V105H150ZM157 106H158V104H157ZM209 106V105H208ZM71 107V108H70ZM139 107V109H140V106H138ZM162 107H164V105L163 106H161V107H156L155 108V106L153 107V110H155V111H157V113L156 112H153V113H151V112H149L150 111V109L152 110V108H150L149 110L146 108V106L144 107V109L146 108V110L148 111V112H146L145 110H142V112L145 114H143V116H141L140 114H141V110H140V113L138 112V114H136V116L138 115V117H140L141 118V120H139V118L138 117H136V119L137 120H139V122H141L142 120H143V117L145 118L146 117V119H150L151 117H149L150 115L151 116H153V117H156V118H153L154 119V121H155V119L157 120H160V121H158L157 120V122L155 121L154 123H158V122H162V121H165V120H161V118L159 119V117L158 116H160L159 115V111L157 110V108L158 109H160V110H163V108ZM201 107V109H202V107L203 106H200ZM227 107V106H226ZM15 108V109H14ZM21 108V109H20ZM23 108V109H22ZM33 108V109H32ZM76 108V109H75ZM79 108V109H78ZM86 108V109H85ZM93 109L91 112H95L94 110H96V113L97 114H99V116H97V114L96 113H89L88 112V109ZM110 108V109H109ZM115 108V109H114ZM117 108V109H116ZM142 108H143V106H142ZM155 108V109H154ZM165 108V107H164ZM206 108V107H205ZM45 109H47V110H45ZM71 109V110H70ZM99 109V110H98ZM104 109H106V110H104ZM110 111H109V110ZM118 109H119V111H118ZM215 109V108H214ZM227 109H228V107H227ZM16 112H15V111ZM85 110V111H84ZM105 111L103 114H104V117H103V114H100L101 113V111ZM108 110V111H107ZM116 110V111H115ZM125 110V111H124ZM199 110V109H198ZM197 110V111H198ZM208 110H210L211 111V109L210 108H208ZM207 110V111H208ZM225 110H226V108H225ZM23 111V112H22ZM69 111H71L70 113H69ZM74 111V112H73ZM139 111V110H138ZM201 111V110H200ZM199 111V112H200ZM209 111V112H210ZM228 111V110H227ZM9 112V113H8ZM44 112V113H43ZM100 112V113H99ZM109 112H111L110 114H109ZM127 112V113H126ZM163 111H161V113H162ZM202 112V111H201ZM203 112L205 113L206 112V110L204 109L203 110ZM203 112H202V114H203ZM212 112H214V113H212V114H214V117L215 116H217V124L219 125L220 124V122H221V124L218 126L217 124H216V122L215 123H212L211 121H210V123L211 124H214L213 125V127H216L217 128V130L218 129H222L221 128V126H225V124L224 123H222V121H221V119L218 117V113H220V112H218L216 109H215V111H213V109H212ZM4 113V114H3ZM8 113V114H7ZM55 113V114H54ZM84 113V114H83ZM108 113V114H107ZM135 113H137L136 111H135ZM151 113V114H150ZM158 115H156V114ZM207 113V112H206ZM206 113H205V116H206ZM211 113V112H210ZM41 114V115H40ZM54 114V115H53ZM96 114V115H95ZM112 114V116H110ZM133 114H134V116H133ZM148 114V115H147ZM153 114V115H152ZM156 116H155V115ZM6 116V117H4V116ZM8 115H9V117H8ZM11 115V116H10ZM48 115V116H47ZM120 115V116H119ZM123 115V116H122ZM128 115V116H127ZM147 115V116H146ZM210 115V114H209ZM208 115V116H209ZM2 116V117H1ZM99 119V118H102V119H100V120H103L104 118H106V119H104L103 120V122H105L106 124L104 125V123L102 122L101 123V121L100 120H97L96 119V117ZM102 116V117H101ZM127 116V117H126ZM20 117V118H19ZM24 117V118H23ZM32 117V118H31ZM115 117V118H114ZM121 117V118H120ZM123 117V118H122ZM124 117H125V119H124ZM134 117V118H133ZM147 117H149V118H147ZM158 117V118H157ZM161 117V116H160ZM263 119H264V114H263ZM117 118V119H116ZM163 118V117H162ZM210 118V117H209ZM3 119V120H2ZM4 119H5V122H4ZM29 119V120H28ZM111 119V120H110ZM164 119V118H163ZM16 120H17V122H16ZM95 120V121H94ZM114 120V121H113ZM127 120V121H126ZM151 121H153L152 120V118L150 119ZM150 120H149V123H151L150 122ZM220 120V121H219ZM238 120V119H237ZM237 120H236V122H237ZM13 121V122H12ZM28 121V122H27ZM94 121V122H93ZM116 121H118V122H116ZM126 121V122H125ZM145 121V120H144ZM167 121V120H166ZM15 122V123H14ZM93 122V123H92ZM96 122H100L101 124H103L102 126H100L99 127V125H97V123ZM116 122V123H115ZM129 122V121H128ZM138 121H136L135 123H137ZM168 122V121H167ZM167 122L164 124L163 122V124H161L160 123V125H161V129L159 128V130L161 131H157V136H155L156 138H159L158 137V135L160 136V135H162V138H161V140L160 141H163L164 142V138H165V140H167V138H166V136H168V133H169V131H167L169 128H168V126H167ZM20 123V124H19ZM32 123V124H31ZM108 123V124H107ZM142 123V122H141ZM141 123L140 124H136V127L137 128H139V129H141L140 128V126L139 125H141ZM146 123H148V121L146 120ZM148 123V124H149ZM63 124V125H62ZM99 124V123H98ZM100 124V125H101ZM143 124H145V122L143 123ZM194 124H195V122H194ZM239 124H240V122H239ZM9 125V126H8ZM52 125V126H51ZM91 125V126H90ZM97 126V128L95 127V126ZM123 125V126H122ZM147 125V124H146ZM167 127H165V126ZM261 124H259L258 126H253V125H251V127H250V129H248L249 128V126H247L248 128H246V129H248V130H246L244 127H243V129H240L242 132L245 130V131H248V132H244V133H242V134H244L245 136H246V138H248L250 135L251 136H254L255 137V134H258V132L259 133H261V131L263 130L264 131V126H260ZM14 126V127H13ZM50 126H51V128H50ZM75 126V127H74ZM104 126V127H103ZM132 126V125H131ZM134 126V128H135V125H133ZM132 126V127H133ZM139 126V127H138ZM142 126V125H141ZM18 127V128H17ZM26 127V128H25ZM104 128V130L106 131V129L108 130V129H110V131H112V132H102L101 130ZM106 127V128H105ZM109 127V128H108ZM142 127H144V125L142 126ZM165 127V128H164ZM219 127V128H218ZM262 127H263V129H262ZM10 128V129H9ZM96 128V129H95ZM120 128V129H119ZM257 128V129H256ZM9 129V130H8ZM74 129V130H73ZM83 129V130H82ZM98 129V130H97ZM101 129V130H100ZM115 129H117V130H115ZM130 129V128H129ZM136 129V128H135ZM139 129H137V130H139ZM167 129V130H166ZM261 129V130H260ZM22 130V131H21ZM97 130V131H96ZM103 130V131H104ZM115 132H114V131ZM120 130V131H119ZM127 130V131H126ZM141 130H143V128L141 129ZM162 130H163V132H164V130H166V133H164V134H162L163 132H162ZM16 131V132H15ZM126 131V132H125ZM136 131V130H135ZM140 131V130H139ZM55 132V133H54ZM117 132H119V133H117ZM161 133V134H159V133ZM168 132V133H167ZM4 133V134H3ZM9 133V134H8ZM11 133V134H10ZM71 133V134H70ZM113 133V134H112ZM126 133V134H125ZM141 133V132H140ZM143 133V132H142ZM141 133V134H142ZM253 135H252V134ZM165 134H166V136H165ZM248 134H249V136H248ZM263 134V133H262ZM261 134V135H262ZM13 135V136H12ZM50 135V136H49ZM85 135V136H84ZM108 135V136H107ZM5 136V137H4ZM7 136H8V138H7ZM43 136V137H42ZM69 136V137H68ZM122 136V137H121ZM139 136H140V134H139ZM139 136H137L138 138H135L136 140L137 139H139ZM163 136H165L164 138H163ZM180 136V137H179ZM181 136L182 135H176V136H174V137H172L173 139V143L175 142V143H177V142H179V140H181L182 138H181ZM241 136V135H240ZM243 136V135H242ZM245 136H243V137H241L242 138V140H243V138L245 137ZM248 136V137H247ZM250 136V137H251ZM258 136H260V134L258 135ZM264 136V135H263ZM52 137V138H51ZM63 137H65V138H63ZM87 137V138H86ZM133 137V136H132ZM134 137H136L135 135H134ZM133 137V138H134ZM141 137V136H140ZM155 137H152V139L150 140L151 142H154V140H153V138H155ZM177 137V138H176ZM189 140L190 139H192V140H198V143H196V141L194 142V141H192V140H190V141H192V142H190L189 141V144H191L192 146H193V150H192V154L190 155L191 157H189V156H187V157H179V159H176V161H166V164H167V166H171L170 164H172V163H175L176 165H182L183 167H184V165L186 166L188 163H190V161H191V163L192 162H196V161H203L202 163H204V164H206V162H210L211 164H212V157H211V153L209 154V151L211 152V151H213L215 148H216V143L215 142H212L210 139V142H209V140H206V141H204V142H201L202 141V139L200 138V137H193L192 135L190 136L189 135ZM261 137V136H260ZM120 138V139H119ZM122 138V139H121ZM131 138V137H130ZM155 138V139H156ZM159 138V139H160ZM179 138V139H178ZM199 138H200V140H199ZM256 138H258L257 136H256ZM3 139V140H2ZM159 139L157 140L158 142H159ZM250 138H248V140H249ZM252 139V138H251ZM13 140V141H12ZM91 140V141H90ZM93 140V141H92ZM126 140V141H125ZM130 141H132L131 139H129ZM129 140H128V142H129ZM153 140V141H152ZM176 140V141H175ZM12 141V142H11ZM137 141H139V140H137ZM148 141V140H147ZM157 141L155 142L156 143V145H153V144H155V143H153L152 144V148H150V145H149V147H147L148 149V151H149V149H151L149 152H151L152 153V151H155L157 154H158V156H160L161 154H164V153H166V152H168V148L167 147H169V145L167 146L166 144H162L163 142H159V143H157ZM12 144H11V143ZM15 142V143H14ZM21 142V143H20ZM123 142H124V144H123ZM128 142H126V143H128ZM205 142H207L206 143V145H205ZM130 143V142H129ZM132 144H135L136 142H134V139H133V142H131ZM139 143V142H138ZM148 143V142H147ZM150 143V142H149ZM166 143V142H165ZM168 143V142H167ZM193 143V144H192ZM211 143H213V144H211ZM66 144V145H65ZM122 144H123V146L125 147H123L122 146ZM137 144V143H136ZM157 144H159V146H157ZM162 145V147H161V145ZM214 144H216L215 146H214ZM44 145V146H43ZM147 145V144H146ZM190 145V146H191ZM12 146V147H11ZM98 146V147H97ZM105 146H106V148H105ZM122 146V147H121ZM131 146V144L129 145V147ZM133 146V145H132ZM135 146V145H134ZM137 146H138V144H137ZM101 147V148H100ZM120 147H121V149H120ZM156 147V148H155ZM202 147V148H201ZM215 147V148H214ZM4 148H7V149H4ZM48 148V149H47ZM134 148H136V147H134ZM138 148V147H137ZM166 148V150L164 151V149ZM192 148V147H191ZM212 148V149H211ZM217 148H219L218 147V145H217ZM13 149H14V151H13ZM18 149V150H17ZM47 149V150H46ZM102 149V150H101ZM107 149V150H106ZM115 149V150H114ZM144 149H146V146H145V148H143V151H144ZM204 149V150H203ZM207 149V150H206ZM4 150V151H3ZM17 150V151H16ZM50 150V151H49ZM85 150V151H84ZM138 150V149H137ZM163 150V151H162ZM179 150V149H178ZM177 150V151H178ZM209 150V151H208ZM56 152V153H54V152ZM68 151V152H67ZM91 151V152H90ZM113 151V152H112ZM121 151V152H120ZM142 151V152H143ZM148 151H147V154H149L148 153ZM179 151H181V150H179ZM203 151V152H202ZM205 151V152H204ZM41 152H43V153H41ZM61 152V153H60ZM124 152V153H123ZM135 152H137V151H135ZM139 152H141L140 150H138V152L137 153H139ZM153 153V155H155L156 153ZM163 152V153H162ZM195 152H199V156L197 155V153L195 154V156H194V153ZM18 153V154H17ZM112 153V154H111ZM122 153V154H121ZM129 153V152H128ZM127 153V154H128ZM134 153V152H133ZM208 153V154H207ZM5 154V155H4ZM20 154V155H19ZM84 154H86V155H84ZM125 154V155H124ZM140 154V153H139ZM38 155V156H37ZM132 155V154H131ZM130 155V156H131ZM135 155V154H134ZM142 155H143V153H142ZM150 155V154H149ZM149 155H146V156H149ZM152 155V156H153ZM202 155V156H201ZM8 156V157H7ZM31 156V157H30ZM68 156V157H67ZM127 157H129V155H126ZM157 156V155H156ZM251 156V155H250ZM87 157H88V160H87ZM92 157V158H91ZM100 157V158H99ZM114 157V158H113ZM120 157V158H121ZM133 157H135V156H132V158ZM136 157H137V155H136ZM210 157V158H209ZM252 157V156H251ZM247 157L246 156V158H245V160H244V165H248V164H246V162L248 161V159L251 161L252 159L254 160V163H255V159L252 157ZM33 158V159H32ZM37 158V159H36ZM90 158V159H89ZM121 158V159H122ZM145 158V157H144ZM152 158V157H151ZM151 158H149V159H151ZM257 158V157H256ZM101 159V160H100ZM103 159V160H102ZM135 159H137V158H134L133 160H132V163H135ZM147 159H148V157H147ZM184 160V161H182V160ZM190 159V160H189ZM206 159V160H205ZM25 160V161H24ZM30 160V161H29ZM84 160V161H83ZM87 160V161H86ZM95 160V161H94ZM99 160V161H98ZM119 160V159H118ZM122 160H124V159H122ZM128 160V159H127ZM130 161H131V159H129ZM208 160V161H207ZM258 160V159H257ZM2 161H4V162H2ZM20 161V162H19ZM112 161V162H111ZM161 161V160H160ZM186 161V162H185ZM216 161H220V160H216ZM7 162V163H6ZM92 162H94V163H92ZM122 162V161H121ZM126 162V161H125ZM125 162L123 161V164H125ZM127 162H129V161H127ZM127 162H126V165H124L123 167L125 168V166H127ZM163 162H165V158L164 159H162V162L160 163L161 165H158V167H160V168H163L164 167V165H166L165 163L164 164H162ZM171 162V163H170ZM243 162V161H242ZM3 163H5V164H3ZM60 163V164H59ZM91 163V164H90ZM97 163V164H96ZM115 164V165H113V164ZM130 163V162H129ZM182 163V164H181ZM185 163V164H184ZM251 163V162H250ZM253 163V164H254ZM1 164H3V165H1ZM10 164V165H9ZM53 164H54V166H53ZM80 164V165H79ZM105 164V165H104ZM111 164V165H110ZM122 164V165H123ZM243 164V163H242ZM108 165V166H107ZM119 165V164H118ZM121 165V166H122ZM130 165H132L131 163L129 164V166ZM136 165V168H139L140 169V167H141V170H137V173H141V174H143V172L145 173V171L146 170H144L145 169V167H147L148 165H149V163H147V166H145L146 164H144L143 166H137V163L135 164ZM135 165H132V166H134L135 167ZM163 165V166H162ZM172 165H174V164H172ZM175 165V167H177V168H179L178 166H176ZM207 165H208V163H207ZM252 165V164H251ZM255 165V164H254ZM9 166V167H8ZM49 166V167H48ZM76 166V167H75ZM115 166V167H114ZM121 166H118V167H120L121 168ZM131 166V167H132ZM162 166V167H161ZM167 166H165L164 168H165V170H167V168H169L170 170L172 169V167L173 166H171V168L170 167H167ZM248 166H250V165H248ZM46 167V168H45ZM96 167V168H95ZM104 167V168H103ZM134 167H132V168H134ZM142 167H144V169L142 170ZM152 168V166L150 165V166H148L147 168ZM154 167H155V165H154ZM157 167V168H158ZM20 168V169H19ZM78 168V169H77ZM109 168V169H108ZM126 168H128V167H126ZM146 168V169H147ZM156 168V167H155ZM159 168V169H160ZM177 168L175 169V170H177ZM180 168H182L181 166H180ZM119 169V168H118ZM135 169V168H134ZM134 169H133V171H134ZM158 169V170H159ZM169 169H168V171H169ZM8 170V171H7ZM16 170V171H15ZM18 170V171H17ZM24 170V171H23ZM46 170V171H45ZM124 170V169H123ZM123 170H122V172H123ZM129 169H127V171H128ZM130 170H132V169H130ZM162 170V169H161ZM173 170V169H172ZM256 172H255V175H256V177L258 178V183H259V181L261 182V184H264V172L261 170H259L258 168H257V170H256V168L254 169ZM0 171V173H2ZM38 171V172H37ZM89 171V172H88ZM117 171V170H116ZM119 171L121 172V169H119ZM124 171H126V170H124ZM133 171H132V173H133ZM143 171V172H142ZM55 172V173H54ZM83 172V173H82ZM263 172V173H262ZM9 173V174H8ZM46 173V174H45ZM111 173V172H110ZM115 173V172H114ZM117 173V172H116ZM116 173H115V175H114V177L116 176ZM124 174H125V172H123ZM123 173H121L122 174V176H124L123 175ZM129 172H127V174H128ZM131 173V174H132ZM135 173H136V169H135ZM136 173V175L138 176V174ZM139 173V176H138V178H137V181H138V179L139 178H141L142 177V175ZM242 173V172H241ZM6 174V175H5ZM27 174V175H26ZM73 174V175H72ZM118 174V173H117ZM130 174V173H129ZM263 174V175H262ZM8 175V176H7ZM68 175V176H67ZM75 175V176H74ZM101 175V176H100ZM107 175H110V174H107ZM133 175H134V173H133ZM132 175V176H133ZM135 175V176H136ZM259 175V176H258ZM261 175H262V177H261ZM47 176V177H46ZM113 176V175H112ZM126 176V175H125ZM124 176V177H125ZM129 176V175H128ZM130 177L131 179H133V177ZM136 176V177H137ZM0 177H2V174L0 175ZM10 177V178H9ZM75 177V178H74ZM99 177V178H98ZM118 177V176H117ZM123 177V178H124ZM136 177H134L135 179H136ZM84 178V179H83ZM107 178H109L110 179V177H107ZM106 178V176H105V179H107ZM130 178H128V180L126 179V177H125V179L123 180V182H126L127 181V183H128V181H129V179ZM155 178V177H154ZM262 178V179H261ZM11 179V180H10ZM76 181V182H74V180ZM78 179L80 180V181H78ZM102 181H101V180ZM120 178H118V180H119ZM130 179V180H131ZM135 179H133V180H135ZM0 180H1V178H0ZM108 180V179H107ZM112 180V179H111ZM114 180V179H113ZM117 180V179H116ZM244 180V179H243ZM15 181V182H14ZM78 181V182H77ZM93 181V182H92ZM105 183H104V182ZM110 181V180H109ZM109 181H107V182H109ZM121 181V180H120ZM120 181L117 183V185L118 184H121L120 183ZM155 181V182H154ZM153 181V184H152V187H153V185H154V183L155 184H158V182L156 181V180H154ZM10 182H12V183H10ZM88 182V183H87ZM111 182V181H110ZM136 182V181H135ZM157 182V183H156ZM159 182H160V180H159ZM6 183H9V184H11V186L10 187H7L6 185ZM83 183V184H82ZM91 183V184H90ZM112 183H113V181L111 182V184H109V185H111V186H108V183H107V186H108V188H113V190L115 189V191H116V189H117V194H119V191H121V189L116 185V183L115 184H113V185H115V186H117V188L116 187H113V185H112ZM127 183H123V184H125V185H123V184H121V186H125L126 187V184ZM130 183H131V181H130ZM134 183V182H133ZM164 183V182H163ZM9 184H8V186H9ZM99 184H101V185H99ZM132 184V183H131ZM131 184H128V185H130L131 186ZM137 184V183H136ZM135 183H134V185L133 186H135L136 185ZM139 184V183H138ZM138 184L136 185L137 186V188H138ZM167 184L168 183H165V184H161V185H159V187L160 188H165V187H167ZM241 184H243V187L245 186V185H247V184H245V183H243V181L241 182ZM241 184H238L239 186L241 185ZM15 185H16V187H15ZM128 185H127V187L125 188V189H127V188H129L128 187ZM142 185V184H141ZM238 185L235 187V189L234 190H236V192H238L239 190H238ZM56 186V187H55ZM104 186H106V185H104ZM106 186V187H107ZM140 186V185H139ZM146 186V185H145ZM145 186H143V190H145L144 189V187ZM149 186V185H148ZM155 186V185H154ZM22 187V188H21ZM102 187H101V189H100V191H102ZM123 187H122V190H125V189H123ZM150 187V186H149ZM238 187V188H237ZM242 187V186H241ZM242 187V188H243ZM255 187V186H254ZM254 187H252V189H254ZM131 188H133L132 190H134V189H136V187L134 188V187H131ZM146 188H148V187H146ZM247 189H249L248 187H246ZM246 188H244L245 190H246ZM86 189V190H85ZM130 189V188H129ZM142 189V188H141ZM149 189V188H148ZM240 189V188H239ZM256 189V188H255ZM2 190V191H1ZM93 191V193H92V191ZM103 190H104V188H103ZM107 190V189H106ZM131 190V192L130 193H132L133 191ZM139 191H141L140 189H138ZM137 190V191H138ZM257 190H258V188H257ZM257 190L256 191H254V193L255 194H251V195H257ZM99 191V192H100ZM109 191V190H108ZM112 191V190H111ZM114 191V192H115ZM129 190L127 189V192H128ZM135 192H137L136 190H134ZM240 191H242L241 189H240ZM96 192V193H95ZM103 192V191H102ZM107 192V191H106ZM105 192V193H106ZM113 191L112 192H109V194L110 193H114ZM123 192V191H122ZM235 192V194H237ZM243 192H245V191H243ZM242 192V194H244ZM247 192V191H246ZM249 192V191H248ZM247 192V193H248ZM4 193V194H3ZM16 193H17V195H16ZM90 193V194H89ZM105 193H103L104 195H105ZM116 193V192H115ZM240 193V192H239ZM253 193V192H252ZM24 194V195H23ZM87 194V195H86ZM94 196H93V195ZM101 193H99V195H100ZM107 195H108V193H106ZM111 194V195H112ZM133 194V193H132ZM2 195H1V197H2ZM5 195V196H4ZM22 195V196H21ZM80 195H81V197H80ZM102 195V194H101ZM107 195H105V196H107ZM103 196V195H102ZM101 196V197H102ZM109 196V195H108ZM240 196V195H239ZM242 196V195H241ZM243 196H245L244 197V199L245 200H241L240 201V203H242V202H244L243 204H245V202H246V204H247V196H246V194L245 195H243ZM3 197H2V199H3ZM9 197H10V199H9ZM110 197L111 196H109V199H110ZM112 197H113V199H112ZM112 197H111V201L114 203L115 202V198H116V196H113L112 195ZM216 197V199H217V197L218 196H215ZM16 201H15V200ZM108 199V200H109ZM213 199H214V197H213ZM211 200L212 201V203H210L211 201H210V199L208 200V199H206L205 200V205H206V207L204 206H202V204H203V202H201V204H200V206H197V207H200V208H198V209H201L202 207V209H205V208H207L208 209V207H210V206H212V205H210V204H214L213 203V201L215 202V204H219V202H220V199H219V197H218V199L216 200ZM242 199H243V197H242ZM4 200H1L0 199V202L1 201H4ZM9 200V201H8ZM83 200V201H82ZM93 200V201H92ZM99 200H101V199H99ZM104 200H106L107 202L105 203V205L110 201H108L107 199H106V197H105V199ZM103 200V201H104ZM11 201V202H10ZM95 201H96V203H95ZM98 201V202H97ZM103 201H101V202H103ZM111 201H110V203H111ZM208 201V202H207ZM217 201H218V203H217ZM15 202V203H14ZM5 203V202H4ZM96 205H95V204ZM104 203V202H103ZM112 203V205H116V204H113ZM208 203H209V205H208ZM1 204V203H0ZM6 204H2L3 206H5ZM18 204V205H17ZM69 204V205H68ZM79 204V205H78ZM231 205H229L228 204V206L227 207H232V204H233V202L232 203H230ZM253 204H255V203H253L252 202V204H250L249 203V208H251V209H249V210H251V211H253V210H255V209H264V207L262 206V205H264V204H261V206H256L255 207V209H253L252 207L254 206ZM83 205V206H82ZM102 205H104V204H102ZM109 205V204H108ZM107 205V207L109 208L110 206H108ZM256 205V204H255ZM1 206V205H0ZM3 206H1V208L3 207ZM69 206V207H68ZM214 206H216V205H214ZM240 206H241V204H240ZM6 207V206H5ZM24 207V208H23ZM86 207V208H85ZM99 207V208H98ZM107 207L105 206V208H106V210H107ZM196 207V208H197ZM243 207H244V205H243ZM1 208H0V210H1ZM10 208V209H9ZM104 208V209H105ZM112 208V207H111ZM117 208V207H116ZM195 208V207H194ZM195 208V209H196ZM247 208H248V205H247ZM16 209V210H15ZM79 209V210H78ZM102 209H103V207H102ZM103 209V210H104ZM201 209V211L203 212L204 210H202ZM210 209V208H209ZM244 210H245V212H246V210L247 209H245V208H243ZM100 210H101V208H100ZM105 210V211H106ZM197 210V209H196ZM193 211V208H192V210H190V212H192V213H188V215H190V216H192V214H193V212H194V214H193V216L192 217H194V216H197V217H195V218H197L198 219V215H200L201 213H199L200 212V210H198V212L197 211ZM248 210V211H249ZM262 210H261V212H262ZM3 212H4V210H2ZM102 211V210H101ZM104 211V212H105ZM108 211V210H107ZM92 212V213H91ZM110 212V211H109ZM105 212L104 214H106L107 216L110 214V213H112V212ZM205 212V211H204ZM203 212V213H204ZM207 213H208V211H206ZM213 211H211V213H212ZM215 212V211H214ZM214 212L211 214L210 212L208 213V217L206 218L205 216H207V215H205V216H203V214H201V216L203 217V219L204 218H206V220H210V218H212V219H214L215 220V218L216 217H221V219L222 218H224L223 217V215H222V213L219 215L217 212H215V214L216 215H214ZM242 212H243V210H242ZM254 212H256V211H254ZM1 213L2 212H0V215H1ZM12 213V214H11ZM22 213V214H21ZM74 213V214H73ZM97 213H98V211H97ZM101 213V212H100ZM177 213H179V210H177V212H176V216L178 215ZM181 213V212H180ZM103 214V211H102V214H101V216H103L104 215ZM196 214V215H195ZM210 214V215H209ZM260 214H262V213H260ZM9 215V216H8ZM13 215H15V216H13ZM211 215H213V216H211ZM228 214L227 213H225V217L227 216ZM231 215V214H230ZM106 216V217H107ZM110 216V215H109ZM189 216V218H192V217H190ZM229 216V215H228ZM263 216H264V212H263ZM1 217H3V219H4V216H1ZM85 217V218H84ZM230 218H231V216H229ZM15 218V219H14ZM19 218V219H18ZM104 219H105V216L103 217ZM109 218V217H108ZM108 218H106L107 220H103V221H106V222H109L111 219H109V221H108ZM228 218V217H227ZM22 219V220H21ZM82 219V220H81ZM92 219V220H91ZM211 219V220H212ZM73 220V221H72ZM205 220V221H206ZM18 221V222H17ZM112 221H114V220H112ZM157 221V220H156ZM197 221H200V219L199 220H197ZM203 222H204V220H202ZM232 221V220H231ZM9 222V223H8ZM36 222V223H35ZM83 222H84V224H83ZM158 222H160V220H158ZM157 222V223H158ZM162 222V221H161ZM160 222V223H161ZM196 222V221H195ZM212 222H213V220H212ZM214 222H216V220L214 221ZM2 223V224H1ZM11 223V224H10ZM113 223V222H112ZM199 223V222H198ZM209 223V222H208ZM211 223V222H210ZM231 223V222H230ZM229 223V224H230ZM233 223H235V222H232L230 225H232ZM264 221H262V224L261 225H263V226H259V227H261V229H264ZM79 224V225H78ZM83 224V225H82ZM114 224V223H113ZM196 224H197V222H196ZM204 224H206L207 225V223L205 222ZM213 224V223H212ZM228 224V225H229ZM86 225V226H85ZM92 225V226H91ZM95 225V226H94ZM98 225V226H97ZM115 225H116V223H115ZM227 224H225V226H226ZM228 225L226 226V228L228 227ZM2 226H4L5 227V229L3 230V228H2ZM11 226H13V227H11ZM26 226V227H25ZM94 226V227H93ZM97 226V227H96ZM235 225H233L231 228H233ZM237 226H239V227H241L240 225H237ZM22 227H23V229H22ZM29 227V228H28ZM93 227V228H92ZM107 227V226H106ZM196 227H197V225H196ZM195 227V228H196ZM199 227H200V225H199ZM204 227L206 228V227H208V226H203V228L201 227V228H196L197 230H196V232H195V235H194V239H192V237H190L191 239H189V242L186 240H184V241H182L181 243H179L178 242V244H179V247H180V244H181V247H183V245L185 246V247H183L182 248V250H183V252H182V250H181V252L184 254V255H182L183 257V260L181 259V255H179L180 256V262L179 261H177V257H176V259H173V261H172V263H170V264H173L174 263V260H176L175 261V263L174 264H177V263H182V264H190V262L192 261V259H191V261H190V258L189 257H191V258H193V255H196V256H194L195 258L193 259L194 260V262H195V259H196V263L195 264H213L212 262H213V260L212 261H210L209 263H208V260H209V258H210V260H211V256L209 257H207V253L205 252V257L203 256L204 254H202V253H200V251H204L206 248V251L208 252V251H211V248H214V247H212V246H216L217 245V241H215V240H218L219 239V241H220V243H218V244H221L222 243V241L225 243V241L227 240L226 238H229V242H226V247L228 248H226L223 244L224 243H222V247H223V249L225 248V252L227 253L226 254V256L228 257V253H230V251L229 250H231V248H233L234 250V252L236 253V251H238V252H240L241 251V253H240V255H238V252L236 253V255L237 256H239V257H237L236 259H235V257L233 258L232 256H233V254H234V252L232 253V254H230L229 255V257L228 258H233V259H235V260H238V263L240 264V262H241V260H242V257H243V253L245 254V252H247V250L246 249H249L248 250V252L249 251H251V254H252V251L253 250H257L258 249V251H256V253L254 254V252L255 251H253V255L254 256H256V254H257V252H260V251H262V252H264V250H262V247H261V249H260V245H263V243L262 244H260L261 242H263V236H264V233H263V230H261L262 232H255L254 231V233H252V232H248V233H250V234H248V235H246V238L244 237V235L242 234L241 235V231L243 232V227H241L242 229H240V230H238V232H237V230L235 229V232L236 233H234V236L233 237H231L232 235H229L228 234V232L226 233H224L225 235L224 236H222V235H219L220 234V232H221V230H220V232L218 233V239H215L214 238V243H212V242H210L207 238H205V236H204V233H206V229H204ZM2 228V229H1ZM19 228V229H18ZM70 228H71V230H70ZM111 227H109L108 229H107V231H109V229H110ZM209 228V227H208ZM223 228H225V227H223ZM231 228H229L228 227V230L229 229H231ZM235 228H237V227H235ZM64 231H63V230ZM94 229V230H93ZM204 229V230H203ZM209 229H211V227L209 228ZM9 230V231H8ZM92 230V231H91ZM97 230V229H96ZM104 230H103V232H104ZM111 230H113V229H110V231ZM144 230V229H143ZM143 230H142V234L143 233H145V232H143ZM200 230V231H199ZM228 230H226L225 229V231H228ZM257 230V229H256ZM260 230V229H259ZM259 230H257V231H259ZM4 231H6V232H4ZM58 231V232H57ZM63 231V232H62ZM77 231V232H76ZM109 231V232H110ZM211 231H213L212 229L210 230V232ZM215 231V230H214ZM217 231V230H216ZM253 231V230H252ZM60 232V233H59ZM79 232V233H78ZM114 232H115V230H113V232H111L113 235H114ZM208 232H209V230H208ZM207 232V233H208ZM223 232V231H222ZM221 232V234H223ZM230 232H234V230L233 229H231V231ZM5 233V234H4ZM10 233V234H9ZM72 233V234H71ZM78 233V234H77ZM105 233H106V231H105ZM247 233V232H246ZM245 233V234H246ZM4 234V235H3ZM21 234V235H20ZM81 234V235H80ZM95 234V233H94ZM96 234H98V233H96ZM100 234H102V231H101V233ZM107 234V233H106ZM105 234V235H106ZM194 234V233H193ZM213 234H214V232H213ZM230 234H232V233H230ZM239 234V235H238ZM259 234V235H258ZM79 235V236H78ZM110 236V234H109V236L112 238V241H113V238H114V240H118V237L116 236ZM119 235V234H118ZM212 234L210 233V236H211ZM217 235V234H216ZM262 235V236H261ZM6 236V237H5ZM98 236H100V235H98ZM102 236V235H101ZM107 236V235H106ZM105 236V237H106ZM207 236H208V234H207ZM206 236V237H207ZM214 236H215V234H214ZM252 236H254V237H252ZM260 236V237H259ZM76 237H78L77 239H76ZM103 238H104V236H102ZM102 237H99V238H102ZM241 237H243V239H239V238H241ZM248 237V238H247ZM5 238V239H4ZM111 238H109L108 237V239H109V241H107L108 243H110V239ZM116 238V239H115ZM204 238V239H203ZM211 238L213 239V236H211ZM217 238V237H216ZM224 240H223V239ZM231 238V239H230ZM237 238V239H236ZM250 238V239H249ZM64 239V240H63ZM96 239H98L97 237H96ZM107 239V238H106ZM107 239V240H108ZM207 239V240H206ZM212 239H211V241H212ZM222 241H221V240ZM226 239V240H225ZM235 239V240H234ZM250 240L249 241V243L252 241L253 243H254V245H249V244H246V241L247 240ZM257 239V240H256ZM21 240V241H20ZM99 240V239H98ZM101 240V239H100ZM201 240V241H200ZM243 240H245L244 242H243ZM19 241V242H18ZM205 241V242H204ZM207 241V242H206ZM218 241V242H219ZM240 241V242H239ZM10 244H9V243ZM191 242V243H190ZM215 242H216V244H215ZM233 242H235V243H233ZM242 242V243H241ZM251 242V244H253ZM2 242L0 241V244H1ZM22 243V244H21ZM83 243V244H82ZM112 243V242H111ZM200 243V244H199ZM209 243V244H208ZM236 244L235 246H232L231 244ZM239 243V244H238ZM241 243V244H240ZM257 243V245H255ZM18 244V245H17ZM51 244V245H50ZM197 244V245H196ZM199 244V245H198ZM213 244V245H212ZM215 244V245H214ZM246 244V245H245ZM7 245H8V247H7ZM242 245V248H240L239 247V249L240 250H237L236 248H238L237 246H241ZM10 246V247H9ZM17 246V247H16ZM49 246V247H48ZM82 246V247H81ZM84 246V247H83ZM94 246V245H93ZM192 246V247H191ZM199 246V247H198ZM264 246V245H263ZM0 247H1V245H0ZM80 247V248H79ZM113 247H114V245H113ZM115 247H117L116 245H115ZM181 247H180V249H181ZM18 250H17V249ZM20 248V249H19ZM118 248V247H117ZM196 248V249H195ZM202 248V249H201ZM246 248V249H245ZM56 249V250H55ZM89 248H87V250H88ZM116 249V248H115ZM192 249V250H191ZM195 249V250H194ZM236 249V250H235ZM4 250V251H3ZM13 250V251H12ZM186 250V251H185ZM196 250H198V251H196ZM200 250V251H199ZM242 250H246L245 252L243 251V253H242ZM84 251H85V254L86 255H88L87 257L89 258V260H91V261H89L88 259H86V260H88V262L86 261V262H83V258L85 259V257H84V255L82 254V253H84ZM90 251V250H89ZM116 251H117V249H116ZM180 251V250H179ZM212 251H213V249H212ZM25 252V253H24ZM118 252H119V250H118ZM181 252H179V254L181 253ZM196 252L197 253H199V254H196ZM19 253V254H18ZM88 253V254H87ZM193 254L192 256H189V254ZM210 253V252H209ZM208 253V254H209ZM261 253V252H260ZM5 254H6V256H5ZM116 254V253H115ZM211 254V253H210ZM250 253H248V255H249ZM64 255V256H63ZM71 255V256H70ZM214 255V254H213ZM235 254H234V256H236ZM245 255H247V254H245ZM262 255H263V257H264V254L262 253ZM261 255V256H262ZM8 256V257H7ZM83 256V258H81V257ZM118 256H120V255H115L114 257H116L117 259H116V264H117V261H118ZM202 256V257H201ZM254 256H252V255H250V257H254ZM259 256V255H258ZM261 256H259L260 257V262L262 263V264H264V258L263 257H261ZM7 257V258H6ZM26 257V258H25ZM201 257V258H200ZM247 258H248V256H246ZM246 257L244 256V258L246 259ZM259 257H257L256 259H258ZM10 258H12V260H10ZM73 258V259H72ZM206 258H208V259H206ZM227 258V259H228ZM238 258H240V259H238ZM80 259V260H79ZM81 259H82V261H81ZM120 259V258H119ZM179 259V258H178ZM187 259V260H186ZM215 259V258H214ZM223 259V258H222ZM245 259L242 261V263L243 264H246L245 263ZM252 259V258H251ZM250 259V260H251ZM10 260V262H8ZM64 262H63V261ZM199 260V261H198ZM205 260H206V262H205ZM226 260V259H225ZM224 259H223V261H225ZM253 260H255V257H254V259ZM71 261H72V263H71ZM75 261V262H74ZM85 261V260H84ZM105 261V260H104ZM111 261V260H110ZM109 261V262H110ZM114 261H115V258H114ZM222 261V260H221ZM230 260H228V261H226L225 262V264H229L230 262H229ZM240 261V262H239ZM66 262V263H65ZM68 262V263H67ZM96 262H94L95 264H99V263H96ZM101 262V264H104V263H102L103 262V260L102 261H100ZM108 262V261H107ZM119 262V261H118ZM194 262L192 261V263L194 264ZM248 262V261H247ZM251 262V264H253L254 262L253 261H250ZM258 262H259V259H258ZM79 263V262H78ZM110 263H115V262H110ZM237 263V264H238ZM260 263V264H261ZM105 264H109V263H105ZM224 264V263H223ZM255 264V263H254ZM256 264H259V263H257L256 262Z\"/></svg>", "mask_w": 264, "mask_h": 264}]
</instances>
